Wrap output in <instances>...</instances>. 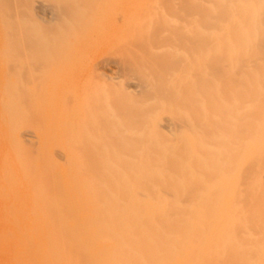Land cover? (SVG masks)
Instances as JSON below:
<instances>
[{
    "label": "rangeland",
    "instance_id": "obj_1",
    "mask_svg": "<svg viewBox=\"0 0 264 264\" xmlns=\"http://www.w3.org/2000/svg\"><path fill=\"white\" fill-rule=\"evenodd\" d=\"M150 1L153 2V4ZM155 1H157V0H147V2H146V0H3V1L0 0V230L2 231V232L0 231V236H1V234H3L5 232L6 228L8 230H12V231L6 232V233H8V235H10V237H8V236L6 237L5 233L3 234V238L0 237V264H11L12 262L14 263V261L16 260V258H17L16 256H14V258L16 257L15 260L12 257L14 255L13 252L17 253L16 248L18 250L19 246L21 245V244H19L21 242V241H19V239H21V238L17 239V237H16L19 232L24 234V236L21 235L22 238L23 237L27 238V237H29V236H27L29 233H30L29 235H31L33 233L32 237H31L32 241H31V239H28L31 242L34 241L33 244H30L31 242L29 243L28 240L25 239L29 246L34 245V243L37 240L40 242V245L43 246L44 244H42V243L43 242L46 243L47 239L49 240V238H47V239H46V237L44 238V236H46L45 235L46 231L50 230V231L54 232L55 228L57 226L59 227V225H61V224L63 225V223H61L62 221H59L60 220L59 217H58L59 218L58 223H60V224L56 225L57 220H55L56 224L55 223L52 224V222H54L53 218L56 217V219H58L57 216L60 215V213L65 214L66 212H67L68 216H69V214H71V216L75 215L73 218L76 220H79V219H77V217L79 218V215H80V218H82V216H83L82 219H85V221L87 222V223H85V221L83 220L84 222L80 223V224H82V226L78 223L79 224L78 229L81 228L82 229V230L80 229L81 232L83 231V229H85L84 225L87 224L86 226H88V229L86 227L87 230H84L83 234L81 232H79L80 230H78L76 232L80 233V236L77 233V235L79 236L78 240H80V243L82 242L86 248H84L83 245H80L83 247H80V246H78V247H80L81 250H82V248L85 250L86 249L89 250V252L86 250L88 252V254L84 250L86 256L83 255L84 253L83 254L80 253V254L83 255L84 258L87 257V255L90 258L91 255L89 256V254H92V250L95 247L96 237L94 238V240L92 237H91L92 240L88 239V238H90L89 234H92L91 236H93V234H94L93 231L96 232L103 225L104 226H105V224L108 225L106 218H105V220H103L104 218H102L101 216L98 217L97 215H95L96 212H95V214H93V211H95L96 206L99 207L98 204H102V202H103L102 199H104L105 197H107L106 200L108 199L109 196L107 193H109L111 195L110 196L111 200H112V197H113V200H115V196H114L115 195L114 193L116 191L115 187H119V189L124 190V191L119 190V192L121 191L122 193L120 192V194H125L124 196H127V198L124 197V199L126 198V201H124V204L123 205L120 204L122 206L119 205V207H121V208L132 207V206H134L135 200L137 202V205H135V206H139L138 202L140 200L144 199L146 202L142 200L144 203L142 202L141 205L144 204L143 206H145V209L147 211H151V209L153 208L152 209L153 212H150V213H152V215L154 214V210H156V211L157 210H161V211L164 210L162 212L167 213L168 211L165 210V209H167L166 205L169 204V206H170L172 201L174 200V198L177 199L175 201L178 204V202L180 201L179 197L181 198L180 192L186 193L185 195L183 194V196L185 198H187L186 197V195H187L189 197L188 199H190V197L193 200L195 199V202L191 201V203H190L187 200V203L184 204V206L188 207L189 209H192L193 211L195 209H197V210L201 209V211L204 210L205 206L202 207V205L206 204V206H207V202H210V201H207V198L210 194L214 199L215 198H217V199L221 198L220 200L218 199L220 202L217 203L218 202V200H217V202L216 201L214 202V205L219 204L220 205V206H218V207H220L219 210L221 209V211H222V212L220 211L221 214L219 212H216V213L217 214L219 213L218 216L221 217L219 220H217V222L219 221L221 223V221H222L224 224V226H223L224 230L222 229V231L225 232V242H224L225 246H223V247H226V249H228L229 243H227V242H230L229 239L231 241H233L235 239H238V238L233 239L235 236H237V235L241 236V240L243 238L245 239V241L243 239L244 242L241 241V244H240V246H243L245 248L242 247L241 248L242 251H241V249L239 250V252L242 253V254L241 253L240 254L243 255V258H244V260H242V261H244L243 263H245V264H251V263L252 264H263V262H264V234H263L264 233V220H262V219H264V218H261V217H263L262 214H264V206H262V204L264 205V201H263L264 200L263 199L264 194H262L261 192L264 190V188L262 187L263 188V190H262L259 187V185L262 186L264 183L262 182L263 183L262 184L260 181H264V180H262L263 178H261L259 180V178L261 177V175H262V177H264L263 176L264 173L262 172V171H264V168H263L264 161H263V159H261L263 161L262 162L259 159V162H261V164H258L260 166L259 171H261L263 174L260 172L261 174L258 176V174H259L258 171H256L258 174L254 170H253V172H251L253 174L256 173L258 176L257 177L258 179H255L256 177L253 176V174L251 175V173H250L251 177L248 175L249 173H245V169L248 168L247 166H250L249 163L250 162L252 163V160H251L248 164H246L249 160L248 158L253 157V156L258 158V156H255V155L259 151H257V152L254 151L256 149L255 146L257 147V145H256L257 143L254 144V142H252V141H247L248 143H246V144L243 143V144H245L244 148H246V150H243V147L241 146L242 143L240 144L239 141L235 142V138L230 137V134L232 136L233 135L232 133H234V131L238 130V128H235L234 130L232 129L233 131L231 130V128L229 130L228 122L229 123H231V122L228 119H224V116H227L229 114L228 112L230 110H232V109H229V108H232V99L233 98H232L231 94L228 95V91H226V88H223V91L227 92V96H231V98H229L227 96L225 98L224 97L220 98L219 94L216 93L217 91L215 89H213L216 91L215 93L217 95V96L215 95L216 97H214V98L219 99V100L224 99L223 101H221L222 104L220 101L218 102L219 105L217 102L215 103L216 100L214 101L213 100L214 98L212 99L213 102L210 101L206 104V102L209 101L208 100L209 98L206 95H205V97L203 95V94H205V92H207V91L209 92L214 87L211 84H215L216 88H217V86H219L218 88H221L220 84L215 82V81L219 80L220 83L222 82L221 84L223 86H226V84H227V82L224 83L225 81L222 80V79H224L223 77H225V75H227V71H225V69H227V68L223 69V68H220L218 66L223 61L224 56L222 58L220 56H217V57H220V59L215 57L216 55H219L218 53H221L220 49L218 48L220 46L212 45L214 49H211V50H213V52L215 51L216 54H215V52L210 53L211 55H209V56H211L212 58L208 57L210 61H214L217 58L218 60L216 62L218 64H215L216 62L214 61L215 62L214 63L215 65H214L213 62H208L209 60L206 61L207 59L206 60L204 59L201 61V62H204V63H202L203 66H201V67H203V68L207 67V68H205L206 71H207V69L210 71L213 70L215 72H217V70H218V72H221L222 74L220 75L217 72L219 76L217 75L218 77L215 76V78H214L212 76V74H213L212 72L209 73V71L208 72L205 71L207 73V75L209 73V75L211 74L210 77L214 78L211 80V79H209L210 77L208 76L209 78L206 80V78H207L206 73L203 72V73H205L206 78H202V77H204V75H202V74L200 75V74H198L199 72H197V71H200L201 69L199 67H198L199 69L194 68V66H196V65L199 66L201 64V62L199 61V63L196 64L197 61H195L194 59L197 58V60H198L201 57H205V55H204L205 51L210 52L209 49L212 47H210V48H209V46L203 47V45H202L201 46L202 49H201L200 48V42H201V44H203L202 41L197 42L198 40L196 41V39H194V38H198V36H195V37L192 35L186 36L189 34H193V32L191 30L187 31L186 28H181L185 31L182 30L183 31L182 32L181 29H180V31H178L180 28L179 25L177 26L176 24H173V25L177 26V27L176 26L174 27L171 24V23H173L172 20L174 19V16L177 14V13L175 14V11L179 10L178 8H177L178 10H176L174 7H172L173 4L169 3L170 1H172V3H173V0H165L163 4L159 3L160 1L158 0L159 2L158 1L156 2L157 4L159 3L158 6H156L157 4L154 5ZM147 3H148V5L150 3L152 5V7H151V5H150V7H148ZM161 4L163 5L162 7H166V9H167V7H169V5H171L172 8L171 7H170L171 9L168 8L167 12H166V10H164V8L162 9L161 6H159ZM165 4H166V6H165ZM153 5L155 6L156 9L153 7ZM4 6L6 7V9ZM145 6L147 8H149L150 10L152 9V11L148 12L149 10ZM9 7H10V9H9ZM144 7L146 8L147 11L146 10L144 11ZM170 10H173V13H171ZM162 11H164V12H162ZM8 12H10V13H8ZM159 12H161V13H159ZM143 13H145L147 15L143 16L142 20L146 19L147 22L142 21V23H139V22H141L140 16ZM158 14H160V15H158ZM152 16L156 17V18L153 17L154 21H152L153 19H151ZM167 16H169V17L165 18ZM170 16H171V18H170ZM163 17L165 19H167V22H169V23L171 22L170 24H171V26H173L175 28V30L178 29L177 30L178 32H180V33L182 32L181 34L176 32V34L178 36V39H180V43L183 41V44L186 45L184 47V49L185 50L187 49L189 51L186 50V52H185V50L182 48L184 45L182 43L180 44L179 40L177 41V44L172 42L175 37L176 38L174 41L177 40V36L174 34L175 32L173 33V31H175V30H173V27L171 28L173 31L170 30V28H168V26H170L169 24H167V28L170 31L166 28L165 23H167V22L163 23L165 20L160 21L161 19H163ZM155 19H156V22H155ZM157 19L160 21V23H163V24H160ZM4 21H6V22H4ZM131 22L132 23L135 22V23L132 24ZM143 22H144V24L148 25L147 29H149L150 31L146 30L147 25H144ZM152 22L153 23L155 22L156 25L153 24ZM157 22L159 23L158 25H160V26H157ZM11 23H12V25H11ZM180 23L181 22H178V24H180ZM140 24H142L143 26ZM161 25L163 27H161ZM139 26H141V27H139ZM140 28H141V30H140ZM159 28H161V31H163V32L166 31V32L165 33L158 32L160 30ZM162 28H164V29H162ZM134 29H135V31H134ZM152 29H153V32H152ZM165 29H167L168 31ZM139 31H141V32H139ZM155 31L158 34L155 33ZM151 32H152V34H150L151 36H153L155 34L153 36V37H155L153 40L154 42L151 40V39H153V37L152 38L150 37L151 39L150 38L148 39V41L150 40L149 42L148 41L147 42H143V41L140 42L141 39L138 38L139 35L143 34L142 36H144V37L142 38V40L143 39L145 40L147 37H149L148 33H151ZM171 32H172L171 35H173L172 36L173 40H170L169 37L171 35H168ZM139 33H141V34H139ZM160 33L162 35H159ZM145 35L147 37H145ZM167 35H168L167 39L170 40V42H168V40L165 39ZM194 35H196V34H194ZM201 35H199V36H201ZM205 35L207 37L209 36V34H203L201 37H206ZM211 35H212V37L214 36L213 34H210V36ZM164 36H165V38H164ZM183 37H184V39H188L189 42H193L192 46L199 43L196 46L198 47L199 52H200V50L204 49L205 50L204 53L201 51V54H199V52L196 50L197 47L194 50L197 51L198 54L197 53L195 54V52H192L193 51L192 48H194V46L193 47L189 46V44H191V43H189L188 41H187L188 44H186L187 42L185 43L186 40L184 41V39L181 40V38H183ZM188 37H191L192 40H190V38H188ZM156 38H158L159 40H161V38H162V40L164 39L163 40L164 43H161L162 40L159 41ZM156 40H158V42H155ZM138 43H139V45H138ZM141 43L143 45H145L146 48H144L143 45L141 46L142 48H140ZM155 43H157V44H155ZM172 43H173V45H171ZM146 44H150V45L146 46ZM175 45H177V46L175 47ZM179 45H181V46H179ZM187 45L189 46V48L191 50L187 48L188 47ZM205 47L208 49H205ZM215 48H218V51ZM141 49H143V50H141ZM140 52L143 54V56ZM192 53H194L193 54L194 59L192 58ZM208 53H207V55H208ZM153 55H154V57H152ZM171 55H173V56H171ZM190 55H191V57H190ZM213 55H215L214 56L215 59H214ZM222 55L223 54L221 53V56ZM140 58H141V60L142 59H144V60L141 61ZM170 58H172V60ZM189 58L190 59L192 58V61H189L190 60ZM159 59H162L163 61H161ZM221 59H222V61H221ZM178 60H180V61H178ZM199 60H201V59H199ZM219 60H220V62H219ZM193 61H195V62H193ZM191 62H192V64H191ZM194 63L196 65L193 66ZM156 64H157V66H156ZM208 65L209 66L211 65V67L208 68ZM212 66L216 70H214L212 68ZM220 66H222V64ZM215 67H217V68H215ZM155 69H157V70H155ZM153 70H155V71H153ZM194 71H196L197 73L194 74ZM201 72H202V70H201ZM155 73H157L156 74L157 76L156 75L154 76ZM217 73H215V75ZM224 73H226V74H224ZM143 74H145V75H143ZM146 74H148V75H146ZM197 74L200 77L201 76L202 77L201 78L197 77L196 76ZM138 76H140V77H138ZM145 76H147V77H145ZM194 76H195V78H194ZM193 78H194V80L196 79V82H197V79L199 78L204 83L199 82L200 85L195 84L196 83L195 81H194L195 83H192ZM199 79H198V81H200ZM186 81H188V82L185 83ZM209 84L212 86V88L209 87ZM203 85L208 86V87H202ZM144 88H146L147 91H145L146 89H144ZM185 88H187V89H185ZM201 88H203V89L207 88L209 90H206V89L202 90L203 91V94L201 93L202 95L196 94L195 90H192V89H197V91L200 90L199 92H201ZM218 88H217V90H218ZM220 91H221V89H220ZM180 92H182V93L180 94ZM208 92L206 93L207 95L211 93V92L210 93H208ZM218 92H219V90H218ZM157 93H159V94H157ZM223 94L225 95V93H222L221 97L224 96ZM197 95H200L203 97H199ZM193 96H196V97L194 98ZM209 96L213 97L214 95L212 96L210 94ZM153 97H155V98H153ZM197 97H199V98H197ZM217 97H219V98H217ZM193 98L197 99L198 101H200L201 98L202 99L205 98V99H203V101L207 100V101H205V104L206 105L212 104V106L206 107V105H204L203 103L198 102L199 105L203 104L202 105V107L204 108V112H203V108L201 110L199 109L200 106H199V108L197 105H196L197 108L195 107V105L192 106V104L197 103V100L195 102V100ZM206 98H208V99H206ZM227 98H229V100ZM191 99H193L192 100L193 102L191 101ZM226 99H227V101L231 100L230 102H228L230 104L228 106L229 108L226 107L229 110L228 109L224 110L226 108L223 107V104L224 103L226 104V102H227ZM201 102H202V100H201ZM214 103L216 105H214ZM190 104H191V106H190ZM188 106H190V107H188ZM217 106H219V108H217ZM195 108L197 109V111L194 112ZM206 108L207 109L211 108V109H209L211 112L208 111ZM212 108H214V109H212ZM214 111H216L215 115H213L214 113H212ZM187 112L189 114H187ZM223 112H225V114ZM175 113L177 115H174ZM190 114H191V116L195 117V118L192 117L194 120H192V118H190V116H189ZM195 114L197 115V117ZM211 114L213 115V118H212ZM220 114H221L220 117H222V115H223V117H222L223 119L219 117ZM178 115L180 117L182 116L181 118H184V119H181ZM187 115L189 116L188 119L190 118L192 120V122L195 121L196 123L194 122V124L193 123L191 124L190 119L187 120V117H186ZM205 115H206L207 120L205 118V121H204L202 119V117L203 116L205 117ZM209 115H210V117H209ZM125 116H126V118H125ZM139 116H141V117H139ZM176 116H177V120L178 121L180 120L181 122L180 121L178 122L175 119ZM198 116L201 118H199ZM172 118L174 119L172 121H175V120L176 121L171 122ZM197 118H198V120H197ZM208 118H210L209 119V122H211L210 124H209V122H206V121H208ZM226 118H228V117H226ZM211 119H212V121L215 122L216 126H214V125L212 126L213 122L210 121ZM223 121L227 122L226 124L224 123L225 126L223 125V123H220ZM170 123H173V124L175 123L174 124L175 126H173V124L170 125ZM202 123H204V124H202ZM201 125H202V127H201ZM187 126H189V127H187ZM196 126H198V127H196ZM207 126H209V127H207ZM176 127H178V129ZM226 127H227V129H226ZM215 128H216V130H215ZM220 128L221 129L225 128L226 130L225 129L219 130ZM187 129H190V130H187ZM177 130H179V131H177ZM199 130H201L200 135H199ZM230 131H231V133H230ZM238 131H236V132H238ZM117 133H119V134H117ZM227 133L229 134V137H228L229 139L225 138V136L227 137V135H228ZM224 134H227V135H224ZM183 135L185 136V138ZM195 135L197 138L195 137ZM108 136L110 137L111 140H109ZM204 136H206V137H204ZM160 137L163 139H161ZM223 138H224V140H223ZM185 139H187V140H185ZM231 139H233V140H231ZM207 140H209L210 142L209 141L207 142ZM120 141H121V143H120ZM232 141L234 143H232ZM159 142L161 144H159ZM180 142H183V143H180ZM217 142H219V143L217 144ZM103 143H105V144L103 145ZM113 143H115V144L117 143V144L115 145ZM124 143H125V145H124ZM222 143L225 145H222ZM228 143L230 144V146L228 145ZM210 144H212V145H210ZM213 144H214V146H213ZM237 144H239L241 147L239 146V148H238ZM108 145H109V147H108ZM153 145H154V147H153ZM197 145H198V147H197ZM219 145H221V146H219ZM227 146L229 147V149ZM147 147H148V149H147ZM226 147H227V149H225ZM230 147L233 150L236 149L235 147H237L238 149L242 148L241 150L243 152L244 151L248 152L249 149H251V150H253V153H256V154L254 155V154H252V152L251 153L249 152L248 153L249 156H248L247 154H243L241 150L239 151V153H241V155H239L238 153L235 154V151L232 153V149H231V151H229ZM248 147H251V148H248ZM262 147L264 149V146H262ZM204 148L206 150L208 148V150L206 151ZM257 148L259 149V147H257ZM263 149H261V150H263ZM158 150H160V151H158ZM210 150H212V151H210ZM226 150L230 153H228ZM175 151L177 154H175ZM201 151H202V153H201ZM224 151H226L228 153L227 154L225 152L227 156L224 155ZM236 151H238V150L236 149ZM218 152L223 154V155L219 154ZM260 153H261V151H260ZM201 154L203 156H201ZM231 154H235V156L238 155V158L236 156L235 160L232 159L234 155H231ZM193 155H194V157H193ZM243 155H245L244 157L247 156L248 158L246 157L245 159H242ZM195 156L197 157V159ZM198 156H200V157H198ZM154 157H155V159H154ZM169 157L171 159H169ZM213 157H214V159H213ZM254 157H253V159L255 160V163H256L258 160H257V158L255 159ZM165 158H167V161ZM211 158H212V160H211ZM102 159H103V161H102ZM148 159H150V160H148ZM216 159L217 160L220 159V161H217ZM226 159H228V160H226ZM127 160L129 161V163H131V165L127 162ZM172 160H173L172 164H175V165L171 164ZM192 160H193V162H192ZM201 160H203V161H201ZM229 160H232V161L230 162ZM180 161H181V163H180ZM209 161H211V162H209ZM227 161H229V162H227ZM120 162H122V163H120ZM189 162H191V163H189ZM100 163L104 164V165L106 163L107 166L104 167L102 165L103 166L102 167ZM147 163L149 166L147 165ZM176 163H177V166H176ZM178 163H180L181 166ZM233 163L236 164L237 166L234 165ZM244 163L246 164V166L243 167ZM166 164H168V165L166 166ZM182 164H184V165H182ZM223 164H224V168H223ZM226 164L230 166V168H231V169L229 168L230 171L226 169V167H227ZM117 165L120 167H118ZM122 165L124 168H121ZM210 165H212V167ZM258 165H256L254 167V169L256 167L259 168ZM233 166H236V167H233ZM96 167L99 169H97ZM146 167L149 168V170ZM206 167H207V169H206ZM209 167H210V169H209ZM91 168H92V171H91ZM105 168H107V169H105ZM131 168H134V169H131ZM162 168H164V169H162ZM165 168H167V170ZM168 168L169 169L172 168V170L168 171L169 170ZM211 168H212V170H211ZM221 168H222V170H221ZM232 168H234V171L232 170ZM240 168H242V170L244 172L243 174H242V170ZM103 169H105L106 171ZM224 169L226 171H223ZM101 170H102V172L103 171L104 172L101 173L100 172ZM164 170L169 174H167V173L165 174ZM184 170L185 171L188 170L190 172L187 173L188 171H186V174H185ZM198 170H199V172H198ZM240 170H241L240 176L243 175V180H244V182H242L243 184L239 183L241 185L238 184V180L236 179V178H238L237 176L239 175ZM255 170H257V169H255ZM114 171H117V172H114ZM149 171H151V172L149 173ZM153 171H155V172H153ZM227 171H229V174H231V175H227L228 174ZM129 172H131V173H129ZM145 172L148 174H146ZM93 173H95V174H93ZM98 173H101V174H98ZM104 173L107 174V178H106V175ZM108 173H111L112 176ZM143 173L145 175L144 179L142 177ZM219 173H220V175H219ZM90 174H93V175H90ZM208 174H209V176H208ZM235 174H237V176L235 177L236 180L233 178H228L229 176L234 177L233 175H235ZM244 174H245V176H244ZM246 174H247V176H246ZM99 175H101V176H99ZM114 175L116 176V179L120 180V182L118 180L117 181L115 180ZM165 175H166V177H165ZM96 176L99 178V181H98V179H96ZM113 176H114V178H112ZM148 176L149 177L151 176L150 177L151 179ZM156 176H157V178H159V181H157L158 179L156 178ZM185 176H186V178H185ZM192 176H193V178H192ZM196 176H197V178H194ZM225 176H228L227 178L229 180L228 179L227 180L229 181V183L228 182L227 183L229 185L227 183H226L227 184L226 185L223 182L224 178H226ZM88 177H90V178H88ZM136 177L139 179H137ZM199 177H202V178H199ZM245 177H248L247 180ZM253 177H255L253 181L249 180V179H252ZM148 178L151 181H149ZM175 178H176V180L178 179L177 182H176V180H174ZM109 179H113V181H111V180L109 181ZM179 179L182 181H180ZM190 179H192V180L197 179V180L192 181ZM219 179L222 180V183H221V180H219ZM88 180L90 182H88ZM132 180H134V181H132ZM172 180H173V182H172ZM188 180L190 181V183ZM241 180L242 179L240 177L239 181L241 182ZM248 180H249V182H248ZM114 181H115V184L110 183V182H114ZM156 181L158 183H156ZM178 181H180L181 184H183V185L185 184V186L181 185L180 182H178ZM202 181L204 182V184L206 183L205 185H207V186H204ZM232 181H234V182H232ZM143 182H145V183H143ZM163 182H165V184H163V186L161 187ZM201 182H202V184H201ZM218 182L220 184H218ZM225 182H226V180H225ZM235 182H237V184L240 186L239 188H243V189H245V191H246V189L251 190L250 196L246 195L247 193L244 192L243 189H239V190L237 189L239 192L242 190L240 193H241V195H244V196H239L238 195L239 193L236 190V192H237L236 194L239 197H242V198H239V200L240 199H241L240 201L244 200L243 202H245V204H242L243 202H241V203L238 202V199H236L238 202L237 204H230L231 202L232 203L236 202L235 199L233 198V195H232L235 193L236 186L233 184ZM250 182L251 183L256 182L257 187H256L255 183H254L255 184L254 186L256 188L252 187L253 183L251 184ZM147 183H148V185H147ZM211 183L214 184V187ZM248 183H249V185H247ZM57 184H58V186H57ZM91 184H92V186H91ZM118 184H119V186H118ZM139 184H141V186H139ZM159 184H161V185H159ZM142 185L143 186L145 185L144 189L142 188L143 187ZM221 185H223L225 188L223 186L221 187ZM233 185L235 188L233 187ZM238 185H237V187H238ZM243 185H247V186L243 187ZM172 186L174 187V189H176L177 192H179L178 190H181L179 193L175 192L176 194L180 195L178 198H176L177 197L176 194H175V197H174V195L173 196L170 195L171 190H173ZM226 186H229V187H226ZM48 187H49V189H48ZM137 187H139L141 189H139ZM155 187L157 188L156 189L157 191L155 190ZM197 187H198V189H197ZM58 188H59V190H58ZM98 188H99V191H98ZM100 188H101V190H104V191H101ZM182 188H184V189H182ZM205 188H206V190H205ZM227 188H228V190H227ZM257 188L259 190H262V191L259 193V190H257ZM50 189H51V194L49 193ZM107 189H109L110 191L107 192L108 191ZM255 189H256V191H255ZM47 190H49V192ZM60 190L62 191L61 194H60V192H61ZM141 190H143V191H141ZM164 190H165V193L168 194V195L166 194L167 197L170 196V197H168V200L164 196V194H165L163 192ZM185 190H186V192H185ZM196 190L198 191V193H199V191L201 192L203 190V192H201L203 194L199 193V195L201 197L197 194ZM221 190H223V191H221ZM224 190L226 191V193L222 194V193H224ZM58 191H60V192H58ZM97 191L99 193H97ZM154 191H156V194H153V193H155ZM209 191H211V192H209ZM257 191H258V193H257ZM46 192L48 194H45ZM100 192H102V193H100ZM104 192L105 193L107 192V193L104 194ZM144 192L145 193L151 192L152 196L154 195L153 197H155V195H156V198L152 199V198H150V196H151L150 194L147 195V193L144 194ZM162 192H163V194H162ZM207 192L210 194H207ZM253 192L256 193V196ZM96 193L98 195L99 194H101V195H99V197H98L96 195ZM220 193L224 196L222 197V195H220ZM63 194H64L65 198L66 199L69 198V200H65ZM66 194H67V196H66ZM91 194H92V196H93V194L96 196V197L95 196L92 197L93 200H94V198H96V199L101 198L100 196H102V197L105 195L106 196L101 199L102 202L99 199H97L100 202L95 205V201H97V200L95 199L93 201L92 198H90ZM102 194H104V195H102ZM139 194L142 196L139 197L138 196ZM45 195H48L51 199H49L48 196L45 197ZM56 195H58L60 197L63 196V198L62 197L57 198ZM145 195H147L149 197H146ZM237 195H236V197L235 196L234 197L238 198ZM51 196L53 198L54 197H56V198L52 199ZM69 196H71V198ZM202 196L206 200L204 198H202ZM77 197H78V199H77ZM110 197H109V199H110ZM159 197L162 198V201H161V199H159ZM212 197H211V201L213 202L214 200H212ZM252 197H254L255 200L256 199L259 200V203H257L258 201L256 202L257 205H259L258 207L255 206L256 205V204H254L255 200L252 199ZM37 198L41 199V201L44 200L43 201L44 207L42 206V202H40V200ZM72 198H73V200H72ZM209 198H208V200H209ZM48 199H49V201H48ZM61 199L63 200L62 204L59 203V202H61ZM156 199H157V201L159 200V202L161 201L160 203L158 202L159 205L163 202L166 203L165 205L163 203V208L161 205H160L161 207L158 206V203L156 204V202H157V201H155ZM203 199L205 201H203ZM232 199H233V201H232ZM245 199H246V201H245ZM260 200L263 202H261ZM50 201H52V202H50ZM67 201H70V202L67 203ZM104 201H105V199H104ZM148 201L151 202L150 205L152 208L150 206L148 207V205H149ZM175 201H173V203H172L173 206L175 205L174 204ZM252 201H253V203H252ZM45 202L48 205H46ZM49 202L51 204H49ZM89 202L92 204H90ZM105 202H107V201H105ZM122 202H123V200H122ZM202 202L203 203L206 202V203L203 204ZM221 202H222V204H221ZM247 202L251 203L250 205L252 207L249 204H248V206H246ZM21 203L25 204L26 208H25V205H23ZM193 203H195V204L193 205ZM67 204H69V205H67ZM103 204H104V202H103ZM106 204H108V202ZM106 204H105V206H103L101 208L99 207V210L101 209V211H99V214H101V212L104 210V209L102 210V208H107ZM114 204H112V206L115 207ZM240 204H242V205H240ZM108 205H109V207H111L110 206L111 204H108ZM155 205L158 206V208L159 207L160 208L155 209V208H157ZM189 205H190V207H189ZM223 205L225 207L222 209ZM38 206H40L39 208L41 210L43 208H44V210L41 212H40V210L38 211V208H37ZM60 206H62V207H60ZM73 206L76 207V210ZM117 206L118 205L116 204V207ZM164 206H165V209H164ZM208 206L206 208L208 210H210L209 208L211 206V202ZM50 207H51V210L53 209L54 213L56 212V215L58 213L57 216L54 215V213L51 214V210L48 209ZM77 207H78V209H80V211H78ZM215 207L216 206H213V204H212L211 209H213V208L215 209V210L213 209V211L211 210V212H213V214H214V211L217 210ZM64 208H67V210ZM92 208H93V211L90 212V210H92ZM170 208H172V207H170ZM236 208L238 210H240L241 208H244V209L250 208V210L249 209H247V210L245 209V211L243 209H242V211L240 210L241 214H242V212H244L243 215H241L242 217L243 216L245 217L246 215H244V214L249 213L250 211H251L250 213L251 214L254 213V215L259 212L258 215L256 214L257 218H256V216L253 219L252 218H244L246 220L245 223H247L245 226L247 228L249 227L248 229L243 224L240 225L239 223H241V222L238 219H236L235 212H238ZM251 208L253 210H251ZM261 208H263L262 209L263 213L261 211ZM12 209H14V210L12 211ZM32 209H35L34 211L36 213H34V211ZM63 209L65 211H62ZM96 209H98V208H96ZM109 209L110 208H108L107 210L109 211ZM255 209H256V211H255ZM29 210L33 214L30 213ZM69 210H71V211H69ZM74 210L79 214L77 217H76V214H77L76 212H75V214L73 213L74 215L72 214V212H74ZM7 211H8V213H7ZM18 211L22 215L24 214L23 218ZM25 211H27V212H25ZM44 211L46 212V214H49V215H46L44 213ZM68 211H69V213H68ZM240 211L238 213H240ZM12 212L15 213L16 215H14ZM40 213H42V216L43 215H45V216L41 217ZM102 213L104 215L105 212H102ZM9 214H12L15 218L17 217L16 219H18V220L12 219L13 216L9 215ZM105 214H107V213H105ZM199 214H200V212H199ZM199 214H195V215L197 216ZM217 214H215V215H217ZM25 215L27 217H25ZM67 215H65V216H67ZM4 216H5V218H4ZM19 216H21V218ZM65 216H63L65 219L61 216L62 219L65 220V222H66V224H65L66 226L65 225H64L65 227L63 226L65 234L63 233L61 235V233L63 232V229L61 228L62 225L59 227L60 229L58 227L56 228L57 232L60 230L58 233H60V238L62 237L61 240H60V238L56 239L59 237L58 234L56 235V233H55L56 231L54 232L55 235H53L56 237H53L52 233H50V231L48 232V234L50 233L49 235H51V238L53 237L52 239L55 238L54 239V241L56 240L55 242L58 243L60 240L59 244H65L62 240L65 239L64 241L66 242V237H67L66 234L67 233L69 234V232L67 231V233H66L65 230L68 226L72 225L73 222H75V220L72 219L73 220V222H72L70 219L69 220L70 225H68L69 221L66 219L69 217L66 218ZM94 216L95 217L97 216L98 217V218L96 217L97 219L102 218V221H103L102 224L103 225L102 224L98 225L99 223H96V221L98 222L97 219H95L96 221H94L95 222L94 225H93L94 222L91 223L92 225L91 224L89 225L88 224L89 220H86V218H88V219L90 217L94 218ZM103 217H105V216H103ZM242 217H240V218H242ZM51 219H53V220L51 221ZM82 219H81V221H82ZM254 219H256V220H254ZM43 220H45V221L42 222ZM251 220H253V222H255V223H252ZM12 221L15 223H13ZM31 221H33V224L35 222L36 223L38 222L37 223L38 225L35 223L33 226ZM48 221L50 222V225H52L51 227L54 229H52V228L50 229V225H49ZM81 221L79 220V222H81ZM195 221L198 222V220H195ZM235 221L237 223L239 221V223L235 225L234 224V223H236ZM241 221H242V223H244V221L242 219H241ZM22 222L24 223L25 227H28L31 229H34L33 227H35V229L33 230L34 232L31 233V230L28 228L27 229L25 228L28 232L30 231L28 234L26 233L27 231L24 229L26 231L25 233L27 235L24 232H21L20 230H23V226H22L23 223ZM41 222L43 224H48V225H46V226H48V228L46 229ZM45 222H47V223H45ZM99 222H100V220H99ZM216 223H214L213 225H211V224H209V225H211V227L214 229V228H216ZM248 223H249V225H248ZM250 223H252L253 225ZM256 223L257 224L259 223V224L257 225ZM15 224H18L17 225L18 227L21 226L20 229L18 227H15ZM76 224H73V230L77 229ZM201 224L202 223H199L198 225L202 226ZM74 225H76V229L74 228ZM232 225H234L233 226L234 230H233ZM237 225H239V226H237ZM242 225H243V227H242ZM250 225H251V227H250ZM255 225L258 226V228L255 227ZM36 226L40 227V229L38 227V229H39L38 232H37ZM89 226L91 229L89 228ZM92 226H94V229ZM203 226H204V224H203ZM225 226H226V228H225ZM240 226L242 228L240 230L241 232H243L242 234H245V235L251 234L252 237H250V235H249L248 237H250V238H248V237H245V235L244 236L241 235V233L239 232ZM252 226L255 227V229L253 228L251 230ZM194 227L196 229H198V226H194ZM235 227H236V229H235ZM17 228L19 229L18 233L15 232V230ZM70 228H72V227H70ZM96 228H98V229H96ZM227 228H230V229L232 228V230H231L232 232L229 231L232 234H230L228 231H225V229H227ZM102 229H104V228L102 227L101 230ZM262 229H263V231H262ZM67 230H69V229H67ZM106 230H107V228H106ZM247 230H249V231H247ZM257 230H258V232H257ZM194 231H196V230H194ZM234 231L238 234H236ZM9 232H13L12 234H14L16 238L11 237L14 235H12ZM39 232H40V234L42 233L41 238H40V236H37V233H39ZM71 232H73V231H71ZM20 233L18 235L19 237H20ZM34 233L37 236V238H36V236H34ZM74 233H75V231H74ZM257 233H259V234H257ZM48 234H47V237H49ZM71 234H73V233H71ZM254 234H256V236ZM63 235H65L66 237L63 238L64 237ZM4 236L7 238V239L5 238L6 240L4 239ZM231 236H233V238ZM72 237H73L74 244H77L78 240H77L76 234H73ZM51 238H50V240H51ZM70 238L71 237H68V239H70ZM83 238H85L86 241ZM251 238H254V240H252ZM39 239H41L42 241ZM45 239H46V241H45ZM17 240L19 242H17ZM25 240H23V241L26 245ZM88 240H91L92 241L91 243H94V244H91L90 241H88ZM250 240H252L253 242H256V241L259 242V243L256 242L259 246L258 245L254 246L256 243L253 244V248L256 251L253 248H251L252 243H253L252 241H251L252 243L250 244L251 246L247 243ZM61 241H62V243H61ZM69 241L70 240L67 241L68 244H69ZM84 241L88 245H86V243H84ZM52 242H51V245H52ZM38 243H36V244L38 245ZM243 243H247V244L243 245ZM46 244L47 245H45V246H47V247L43 246L45 249L39 247L40 245H38V246L34 245L33 246V247H38V249L39 248L42 249V250L40 249L41 252H39V254H36L38 252L33 251V247H32V253H30L31 252V249H30L31 246L29 248L30 252H26L28 249L27 245H26L27 247L25 246L26 249H25V253L23 254L24 251H21V249L25 248V247H20L19 248L20 250H18V251H20L21 255L23 254V256L19 257L20 261L18 259L17 260L19 262H21L20 264H33V263H31L32 262L31 260H33V259L30 260V258L33 255L34 257H32V258H34V260L37 259L36 264H37V262L39 264L40 261H41L40 264H42V263L45 264L44 262H42L43 258L46 259V260L45 259L44 260H45V262H47V264L49 263V261H50L49 264H53L51 262V260L52 261L54 259H55V261L59 260V257L62 254L61 253L62 250L60 249L61 245H59V244L56 245V243H55V245L54 244L52 245V248H55V249H56V247L58 248V246H59L60 250L57 249V252L59 250V253H56L55 251H52V248L50 249V247H51L50 241H47ZM70 244L73 245L72 241H70ZM232 244H233V242H230L229 247H231ZM49 245H50V247H48ZM209 245L210 244L202 246L200 248V250L207 252V251H209L208 249H210L211 252H213L212 248L211 247L209 248ZM246 245L247 246L249 245L250 247L249 246L248 247L250 248V250H253V253L256 255L255 258L253 256L254 254L252 253V251H250L246 247ZM21 246H24V245H21ZM73 246H71V247H73ZM240 246H239V248H240ZM71 247H70V245L68 247L67 246L61 247L62 249L64 248L63 254L61 256L64 260H66V258H65L66 253H67V256H70L69 257L70 259H75L74 258V257H76L75 255L79 254L76 252V250H77L76 248L74 250L76 252V254H75V252H74V255H73V253L70 254L73 251L72 249H74V248L71 249ZM215 247L216 246L214 245L213 248H215ZM256 247L259 249H257ZM46 248L51 250L50 253H48L50 255L47 254L50 258H52L49 261H48V259H49L48 256H47V258H48L47 259L46 255H45L46 251H47ZM65 248H69V250H71V251L67 252V249L65 250ZM34 249L37 250V248H34ZM248 250L250 251L251 256L248 253ZM78 252H79V248H78ZM82 252H83V250H82ZM255 252H257V253H255ZM34 253L36 255H34ZM40 253L42 255L44 254L43 257H41ZM64 253H65V255H64ZM68 253H69V255H68ZM18 254L19 253H17V255ZM25 254H28V256L26 255L28 258L26 256H24ZM30 254H32V255L29 256ZM53 254H55L56 257ZM57 254H59V257H57ZM80 254H79V256H80ZM240 254H239V258L237 256V258L234 259L235 261H232V263L234 262L233 264H236L237 263L236 260L238 261V259L241 258ZM37 255L38 256L40 255V258L42 260L39 259L40 261H38L39 257ZM18 256H20V255H18ZM23 257L24 258L26 257L27 260L29 259L30 262L24 261V260L22 261L21 259H23ZM83 257H82V259H83ZM249 257L251 259H253V258L254 259L251 261V259ZM6 258L8 261L6 260ZM79 258H81V257H79ZM89 258L85 259V260H88L86 262L87 264H89L88 263ZM70 259L69 260L67 259V260L71 261ZM76 259H77V257H76ZM91 259H92V257H91ZM97 259H100V258H97ZM34 260H33V262L35 264ZM92 260L98 261L94 258ZM240 260H239L238 264L239 263L241 264ZM66 261L63 262L61 260L59 262L60 263L63 262L66 264L67 263ZM17 262H15L14 264H16ZM80 262H82V261H80ZM55 263H57V261ZM72 263L74 264V260H73V262H68V264H72ZM76 263L79 264L78 259H77V261H75V264ZM83 263L86 264L84 261H83ZM90 264H95V262H93V263L91 262ZM97 264H101V262H98Z\"/></svg>",
    "mask_w": 264,
    "mask_h": 264
},
{
    "label": "bare ground",
    "instance_id": "obj_2",
    "mask_svg": "<svg viewBox=\"0 0 264 264\" xmlns=\"http://www.w3.org/2000/svg\"><path fill=\"white\" fill-rule=\"evenodd\" d=\"M3 1V0H2ZM158 1V0H157ZM157 1H155V4L154 5H156L157 3ZM160 1V2H159ZM158 2L159 3H164V1L165 0H159ZM163 1V2H162ZM10 2V1H9ZM146 2H147V0H146ZM151 2V1H150ZM152 4H153V2H151ZM158 3V4H159ZM170 4H173V6L172 7H174L176 10H178V11H175L174 9V11H175V16H174V19L172 20V22L173 23H171L172 25L173 24H176L177 26L179 25V30L178 31H180V29L181 28H186V30L188 31H192L193 32V34H189V35H186V36H190V35H192V36H198V38H194V39H196V41L197 42H200V41H202V43L203 44H201V42H200V48L202 49V45H203V47L204 46H209V48L210 47H212V48H210L209 50H210V52L209 51H205L204 49L203 50H200V52H199V50H198V47L196 46V45H198L199 43H197V44H195V45H193L194 46V48H192L193 46H192V44H193V42H189V40L188 39H184V37L183 38H181V40H183L184 39V41H185V43L188 41L189 43H191V44H189V46H192L191 48L193 49V51L192 52H195V54L197 53V51L199 52V54H201V51L204 53V51H205V53H204V55H205V57H201V58H199V59H201V60H197V58L196 59H194L193 58V54L194 53H192V58L195 60V61H197L196 62V64H198L199 63V61L201 62L202 60H206V61H208L209 60V58H212L211 56H209V55H211L210 53H214L213 52V50H211V49H214L213 48V46L212 45H216V46H220V47H218L219 49H220V52L223 54L222 56H221V53H218L219 55H213V57L215 56V57H217V56H220L221 58L223 57V61H222V59H221V63L218 65L220 68H227V69H225V71H227V75H225V77H223L224 79H222L223 81H225L224 83H226L227 82V84H226V86H223L220 82H219V80L218 81H215V82H217V83H219L220 84V87L221 88H218L219 86H217V88H218V90H219V92H218V90H217V88H216V86H215V84H211L212 86H214L213 88H212V86L209 84V87H211L212 89L208 92V93H210L213 97H211V96H209L210 94H206L207 92H205V94H203V91L202 90H209V89H207V88H205V89H203V88H201V92H199V91H197V89H192V90H195V93L196 94H203L204 95V97H205V95L209 98H206V99H208L209 101H207V100H205V101H207L206 102V104L208 103V102H213L212 101V99L214 98V97H216L217 95H216V93H218L219 94V96H220V98H225L226 96H227V92H224L223 91V88H226V91H228V95L229 94H231V96H232V108H229L228 106L230 105L228 102H230V101H227V99L229 100V98H231V96H227V97H229V98H227L226 99V104L224 103L223 104V107L224 108H226V107H228L229 109H232V110H230L228 113V115L227 116H224V119H228L231 123H229L228 122V124H229V130H230V128H231V130L233 129H235V128H238V130H236V131H238V132H236V131H234V133H232L233 135L231 136V134H230V137H234L235 138V142L236 141H239V143L241 144L242 143V147H243V150H246V148H244V145L246 144V143H248L247 141H252V142H254V144L255 143H257L256 145H257V147H259V149L255 146V148L257 149H255L254 151L255 152H257V151H259V152H257V154L256 153H253V150H251V149H249V151L247 152V151H242L241 149L242 148H240V149H238L239 148V144H237L238 145V148L237 147H235L238 151H236V149L235 150H233L231 147H230V150L229 151H231V149H232V153L235 151V154H239V155H241V153H239V151L241 150L242 151V153L243 154H247L248 155V153L250 152H252V154H256L255 156H258V158L257 157H254L255 159L257 158V164L255 163V160L253 159V157H247L249 160H248V162L246 163V164H248L251 160H252V163L250 162L249 163V165L250 166H247L246 168L247 169H245V173H249L248 175L251 177V175L253 174V173H251V172H253V170L256 172V171H258L259 172V174H258V176L263 172L264 173V171H259V169H260V166L258 165V164H261V162H259V159H260V161H262L261 159H263V161H264V149H263V147L262 146H264V0H173V3H172V1H170L169 2ZM158 4L156 5V6H158ZM159 5V6H161V8L163 9L164 8V10H166V12H167V9L169 8V9H171L172 7H171V5H169V7H167V9H166V7H162L163 5ZM3 5V4H2ZM7 5V4H6ZM150 3H149V5H148V3H147V6L148 7H150ZM153 5V7L155 8V6ZM8 6V5H7ZM165 6H166V4H165ZM5 7V6H4ZM15 7V6H14ZM146 7V6H145ZM144 7V11L146 10V8ZM151 7H152V5H151ZM171 7V8H170ZM3 8V7H2ZM178 8V9H177ZM5 9H6V7H5ZM9 9H10V7H9ZM149 11L148 12H150V11H152V9L150 10L149 8H147ZM156 9V8H155ZM159 10V9H158ZM161 10V9H160ZM173 10H170V12L171 13H173ZM147 11V10H146ZM169 11V10H168ZM162 12H164V11H162ZM8 13H10V12H8ZM159 13H161V12H159ZM13 14V13H12ZM145 15H147V14H145V13H143L141 16H140V21L141 22H139V23H142V21H146V19L145 20H142V17L143 16H145ZM158 15H160V14H158ZM164 15V14H163ZM165 16V15H164ZM153 17H155V16H152V18L151 19H153L152 21H154V18ZM169 16H167V17H165V18H168ZM156 18V17H155ZM162 18V17H161ZM164 17H163V19H161L160 21H162V20H165L163 23H165V22H167V19H165ZM170 18H171V16H170ZM144 19V18H143ZM159 19V18H158ZM157 19V20H158ZM159 21V20H158ZM160 21H159V23H160ZM4 22H6V21H4ZM16 22V21H15ZM136 22V21H135ZM135 22H133V23H135ZM147 22V21H146ZM155 22H156V19H155ZM153 23V24H155L156 25V23ZM178 22H181L180 24H178ZM132 23V22H131ZM132 23V24H133ZM158 22H157V26H160V25H158L159 24ZM163 23H160V24H163ZM169 22H167V23H165V25H166V28H167V24H169L170 26H171V24H170ZM138 24V23H137ZM143 24H144V22H143ZM151 24V23H150ZM152 24V25H153ZM11 25H12V23H11ZM140 25H142V24H140ZM144 25H147V24H144ZM164 25V26H165ZM176 25H173L174 27L176 26ZM132 26V25H131ZM143 26V25H142ZM168 26V28H170V30H172L171 28L173 27V26ZM176 26V27H177ZM139 27H141V26H139ZM138 27V28H139ZM147 27H148V25L146 26V30H149V29H147ZM156 27V26H155ZM161 27H163L162 25H161ZM173 27V30H175V28ZM134 28V27H133ZM132 28V29H133ZM145 28V27H144ZM143 28V29H144ZM158 28V27H157ZM156 28V29H157ZM167 28V29H168ZM142 29V30H143ZM151 29V28H150ZM155 29V30H156ZM160 30L158 31V32H162V33H165L166 31L165 30H167V29H165L164 31L165 32H163V31H161V28H159ZM162 29H164V28H162ZM140 30H141V28H140ZM169 30V29H168ZM167 30V31H168ZM169 30V31H170ZM172 30V31H173ZM177 30H175V31H173V33L177 36V34H176V32H178ZM183 29H181V31H182ZM134 31H135V29H134ZM145 31V30H144ZM150 31V30H149ZM183 31H185V30H183ZM182 31V32H183ZM139 32H141V31H139ZM152 32H153V29H152ZM152 32L151 33H148V35H149V37H147L146 35H145V37H147L145 40L143 39L142 40V38L144 37V36H142L143 34H141V33H139V34H141V35H139L138 36V38H140L141 40H140V42L141 41H143V42H147L148 41V39L151 37H153V36H151L150 34H152ZM181 32V33H182ZM138 33V32H137ZM146 33V32H145ZM155 33H157L156 31H155ZM178 33H180V32H178ZM180 33V34H181ZM158 34V33H157ZM172 34V32L170 33V34H168V35H171ZM184 34V33H183ZM182 34V35H183ZM194 34H196V35H194ZM203 34H209V36L207 37L206 35V37H201ZM210 34H213L214 36L212 37V35L210 36ZM159 35H162L161 33L159 34ZM168 35L166 36V38H165V36H164V38L165 39H167V37H168ZM199 35H201V36H199ZM216 35V36H215ZM173 35H171L169 38H170V40H173V37H172ZM184 36V35H183ZM191 36V37H192ZM136 37V36H135ZM191 37H188V38H190V40H192L191 39ZM150 38V39H151ZM154 38L155 37H153V39H151L152 41L154 40ZM172 38V39H171ZM176 38V37H175ZM175 38H174V40H175ZM193 38V37H192ZM156 39H158V38H156ZM139 40V39H138ZM159 40V39H158ZM158 40H156L155 42H158ZM161 40H162V38H161ZM161 40H159V41H161ZM164 40V39H163ZM163 40L161 41V43H164L163 42ZM168 40V39H167ZM170 40H168V42H170ZM172 41V42H174L175 44H177V41L179 40V43H180V39H178V36H177V40L176 41ZM150 41V40H149ZM148 41V42H149ZM166 41V40H165ZM136 42V41H135ZM142 42V43H143ZM154 42V41H153ZM167 42V41H166ZM188 42L186 43V44H188ZM208 44H207V43ZM137 43V42H136ZM141 43V45H140V48H142L141 46L143 45ZM160 43V42H159ZM160 43V44H161ZM178 43V44H179ZM182 44H183V41L181 42ZM180 43V44H181ZM196 43V42H195ZM206 43V44H205ZM11 44V43H10ZM133 44V43H132ZM155 44H157V43H155ZM170 44V43H169ZM205 44V45H204ZM138 45H139V43H138ZM148 45H150V44H146V46H148ZM153 45V44H152ZM165 45V44H164ZM163 45V46H164ZM171 45H173V43L171 44ZM184 46L182 47L183 49H184V47L186 46L185 44H183ZM211 45V46H210ZM144 46V48H146L145 47V45H143ZM161 46V45H160ZM166 46V45H165ZM177 45H175V47H176ZM179 46H181V45H179ZM188 46V45H187ZM189 46L187 47L188 49H190L189 48ZM137 47V46H136ZM196 47H197V49H196ZM149 48V47H148ZM218 48H215L217 51H218ZM178 49V48H177ZM194 49H196L197 51H195ZM205 49H208V48H206L205 47ZM141 50H143V49H141ZM140 50V51H141ZM179 50V49H178ZM185 50V49H184ZM183 50V51H184ZM187 50V49H186ZM186 50H185V52H186ZM191 50V49H190ZM148 51V50H147ZM174 51V50H173ZM180 51V50H179ZM182 51V50H181ZM187 51H189V50H187ZM142 52V51H141ZM140 52V53H141ZM209 52V53H208ZM207 53H208V55H207ZM142 54V53H141ZM150 54V53H149ZM175 54V53H174ZM183 54V53H182ZM188 54V53H187ZM191 54V53H190ZM198 54V53H197ZM215 54H216V52H215ZM178 55V54H177ZM142 56H143V54H142ZM171 56H173V55H171ZM170 56V57H171ZM188 56V55H187ZM152 57H154V55L152 56ZM185 57V56H184ZM190 57H191V55H190ZM209 57V58H208ZM215 57H214V59H215ZM220 57H217L218 59H220ZM158 58V57H157ZM178 58V57H177ZM192 58L189 60V61H192ZM216 58V60H214L215 62L218 60ZM171 60H172V58H170ZM185 59V58H184ZM140 60H141V58H140ZM142 60H144V59H142ZM141 60V61H142ZM159 60H161V61H163L162 59H159ZM158 60V61H159ZM167 60V59H166ZM212 60V59H211ZM146 61V60H145ZM178 61H180V60H178ZM195 61H193V62H195ZM214 61H208V62H213V64L215 63ZM172 62V61H171ZM219 62H220V60H219ZM173 63V62H172ZM202 63H204V62H201V64L199 65V66H197L195 63L193 64V66L194 65H196V66H194V68L195 69H201L202 70V72H201V70L200 71H197V72H199L198 74H202V75H204V77H202V78H206V80L211 76V74L209 75V73H213L212 74V76L215 78V76H217L218 75V73L221 75L222 73L221 72H218V70H217V72H215V71H210V70H208L207 69V71H206V69L205 68H207V67H205V68H203V67H201V66H203V64ZM169 64V63H168ZM190 64V63H189ZM191 64H192V62H191ZM215 64H218L217 62L215 63ZM214 64V65H215ZM222 64V66H220ZM213 65V66H214ZM226 65V66H225ZM155 66V65H154ZM156 66H157V64H156ZM190 66V65H189ZM192 66V65H191ZM207 66V65H206ZM212 66V68L214 69V67ZM217 66V65H216ZM217 66V67H218ZM225 66V67H224ZM135 67V66H134ZM197 67V68H196ZM199 67V68H198ZM211 67V65L209 66L208 65V68H210ZM217 67H215V68H217ZM155 68V67H154ZM203 68V69H202ZM153 69V68H152ZM179 69V68H178ZM141 70V69H140ZM155 70H157V69H155ZM155 70H153V71H155ZM214 70H216V69H214ZM221 70V69H220ZM143 71V70H142ZM208 72L209 71V73H208V75H207V73L206 72ZM222 71V70H221ZM224 71V70H223ZM224 71V72H225ZM137 72V71H136ZM158 72V71H157ZM196 71H194V74L195 73H197ZM203 72H205L206 73V75H205V73H203ZM135 73V72H134ZM151 73V72H150ZM153 73V72H152ZM215 73H217L216 75H215ZM141 74V73H140ZM157 73H155L154 74V76L156 75ZM196 75L197 77H199V78H201L199 75ZM224 74H226V73H224ZM143 75H145V74H143ZM146 75H148V74H146ZM134 76V75H133ZM157 76V75H156ZM206 76V77H205ZM209 76V77H208ZM219 76V75H218ZM217 76V77H218ZM227 76V77H226ZM138 77H140V76H138ZM145 77H147V76H145ZM144 77V78H145ZM196 77V78H197ZM209 78V79H214V78ZM136 78V77H135ZM194 78H195V76H194ZM194 78H193V81H192V83H195L196 82V79L194 80ZM198 78V79H199ZM142 79V78H141ZM198 79H197V82L195 83V84H197V85H200V83L202 82L200 79V81H198ZM219 79V78H218ZM210 80V81H211ZM227 80V81H226ZM195 81V82H194ZM188 81H186L185 83H187ZM191 82V81H190ZM200 82V83H199ZM199 83V84H198ZM202 83H204V82H202ZM191 84V83H190ZM144 85V84H143ZM186 85V84H185ZM181 86V85H180ZM202 87H208V86H202ZM139 88V87H138ZM147 88V87H146ZM146 88H144V89H146ZM143 89V90H144ZM185 89H187V88H185ZM213 89H215V90H213ZM220 89H221V91H220ZM145 91H147V89L145 90ZM197 91V92H196ZM213 91V92H212ZM158 92V91H157ZM216 92V93H215ZM230 92V93H229ZM176 93V92H175ZM179 93V92H178ZM182 92H180V94H181ZM214 93V94H213ZM222 93H225V95L224 96H222L221 97V94ZM133 94V93H132ZM148 94V93H147ZM156 94V93H155ZM154 94V95H155ZM157 94H159V93H157ZM164 94V93H163ZM195 94V95H196ZM201 94V95H202ZM216 95V96H215ZM197 96H199V97H203V96H200V95H197ZM157 97V96H156ZM194 98L196 97V96H193ZM199 97H197V98H199ZM153 98H155V97H153ZM173 98V97H172ZM193 98V99H194ZM211 98V99H210ZM217 98H219V97H217ZM193 99H191V101L193 100ZM203 99H205V98H203ZM203 99L201 98V100H202V102H201V100L200 101H198L197 99H194L195 100V102H196V100H197V103L196 104H192V106L193 105H195V107L197 108V106H198V108H199V106H200V110L203 108L202 107V105L204 104V105H206L205 104V101H203ZM214 101H215V103L217 102H221V101H223L222 99L221 100H219V99H216V98H214L213 99ZM176 101V100H175ZM193 102V101H192ZM198 102H200V103H203L202 105H199V103ZM214 103V105H216ZM210 104V103H209ZM221 104H222V102H221ZM197 105V106H196ZM213 105V106H214ZM218 105H219V103H218ZM190 106H191V104H190ZM190 106H188V107H190ZM211 107L212 106V104H210V105H206V107ZM187 107V106H186ZM195 108V110H194V112L195 111H197V109ZM217 108H219V106H217ZM223 108V109H224ZM228 108H226V109H224V110H227ZM146 109V108H145ZM207 109V108H206ZM209 109H211V108H209ZM209 109H207L208 111H210ZM212 109H214V108H212ZM228 109V110H229ZM216 110V109H215ZM135 111V110H134ZM190 112V111H189ZM192 112V111H191ZM202 112V111H201ZM203 112H204V108H203ZM211 112V111H210ZM212 113H214L213 115H215V113H216V111H214V112H212ZM224 114H225V112H223ZM227 113V112H226ZM180 114V113H179ZM187 114H189L188 112H187ZM192 114V113H191ZM191 114L189 115L190 116V118H192L193 116H191ZM218 114V113H217ZM133 115V114H132ZM174 115H177L176 113L174 114ZM196 115V114H195ZM212 115V114H211ZM213 115H212V118H213ZM137 116V115H136ZM179 116V115H178ZM184 116V115H183ZM188 115L186 116L187 117V120H189L188 119V117H189ZM221 116V114L219 115V117ZM139 117H141V116H139ZM175 117V116H174ZM180 117V116H179ZM182 117V116H181ZM180 117V118H181ZM196 117H197V115H196ZM199 117V116H198ZM209 117H210V115H209ZM222 117H223V115H222ZM222 117H220V118H222ZM226 117H228V118H226ZM125 118H126V116H125ZM128 118V117H127ZM193 118H195V117H193ZM192 118V120H194ZM199 118H201V117H199ZM205 118H206V115H205V117L203 116L202 117V119L205 121ZM219 118V119H220ZM176 120H177V116H176V118H175ZM179 119V118H178ZM181 119H184V118H181ZM209 119L210 118H208V121H206V122H209ZM223 119V118H222ZM141 120V119H140ZM172 120H174L173 118L171 119V122H175V121H172ZM192 120L190 119V121H191V124L193 123L194 124V122H192ZM197 120H198V118H197ZM201 120V119H200ZM206 120H207V118H206ZM130 121V120H129ZM178 121V120H177ZM180 121V120H179ZM178 121V122H179ZM210 121H212V119L210 120ZM220 121V120H219ZM227 121V120H226ZM226 121H223V122H220V123H223V125L225 126V124L227 123ZM181 122V121H180ZM186 122V121H185ZM198 122V121H197ZM213 123H212V126L214 125V126H216L215 125V122L214 121H212ZM218 122V121H217ZM143 123V122H142ZM183 123V122H182ZM196 123V122H195ZM211 122H209V124H210ZM225 123V124H224ZM171 124H173V123H170V125ZM175 124V123H174ZM173 124V126H175ZM177 124V123H176ZM179 124V123H178ZM184 124V123H183ZM188 124V123H187ZM202 124H204V123H202ZM218 124V123H217ZM185 125V124H184ZM221 125V124H220ZM219 126V125H218ZM231 126V127H230ZM185 127V126H184ZM187 127H189V126H187ZM196 127H198V126H196ZM201 127H202V125H201ZM207 127H209V126H207ZM111 128V127H110ZM177 129H178V127H176ZM183 128V127H182ZM181 128V129H182ZM172 129V128H171ZM191 129V128H190ZM190 129H187V130H190ZM200 129V128H199ZM223 129H225V128H223ZM223 129H219V130H223ZM226 129H227V127H226ZM225 129V130H226ZM192 130V129H191ZM215 130H216V128H215ZM224 130V131H225ZM232 130V131H233ZM176 131V130H175ZM177 131H179V130H177ZM184 131V130H183ZM200 131L201 130H199V135H200ZM206 131V130H205ZM193 132V131H192ZM223 133V132H222ZM230 133H231V131H230ZM117 134H119V133H117ZM192 134V133H191ZM203 134V133H202ZM228 134V133H227ZM227 134H224V135H227ZM162 135V134H161ZM207 135V134H206ZM210 135V134H209ZM160 136V135H159ZM158 136V137H159ZM184 136V135H183ZM218 136V135H217ZM116 137V136H115ZM193 137V136H192ZM195 137H196V135H195ZM204 137H206V136H204ZM229 137V134L227 135V137L225 136V138H227V139H229L228 138ZM108 138H109V140H111L110 139V137L108 136ZM114 138V137H113ZM112 138V139H113ZM161 138V137H160ZM178 138V137H177ZM184 138H185V136H184ZM197 138V137H196ZM195 138V139H196ZM158 139V138H157ZM161 139H163V138H161ZM217 139V138H216ZM237 139V140H236ZM106 140V139H105ZM135 140V139H134ZM185 140H187V139H185ZM212 140V139H211ZM223 140H224V138H223ZM231 140H233V139H231ZM230 140V141H231ZM107 141V140H106ZM115 141V140H114ZM128 141V140H127ZM126 141V142H127ZM184 141V140H183ZM194 141V140H193ZM209 140H207V142H208ZM111 142V141H110ZM117 142V141H116ZM164 142V141H163ZM210 142V141H209ZM212 142V141H211ZM120 143H121V141H120ZM180 143H183V142H180ZM193 143V142H192ZM219 142H217V144H218ZM231 143V142H230ZM232 143H234L233 141H232ZM238 143V142H237ZM243 143H245V144H243ZM105 143H103V145H104ZM113 144H115V143H113ZM117 144V143H116ZM115 144V145H116ZM127 144V143H126ZM159 144H161L160 142H159ZM209 144V143H208ZM102 145V144H101ZM119 145V144H118ZM124 145H125V143H124ZM151 145V144H150ZM149 145V146H150ZM163 145V144H162ZM210 145H212V144H210ZM222 145H225V144H223L222 143ZM228 145L230 146V144L228 143ZM235 145V144H234ZM161 146V145H160ZM213 146H214V144H213ZM219 146H221V145H219ZM240 146V147H241ZM251 146V145H250ZM108 147H109V145H108ZM114 147V146H113ZM151 147V146H150ZM153 147H154V145H153ZM189 147V146H188ZM193 147V146H192ZM197 147H198V145H197ZM228 147V146H227ZM227 147L225 148V149H227ZM233 147V146H232ZM157 148V147H156ZM162 148V147H161ZM213 148V147H212ZM211 148V149H212ZM248 148H251V147H248ZM120 149V148H119ZM147 149H148V147H147ZM151 149V148H150ZM159 149V148H158ZM205 149V148H204ZM203 149V150H204ZM228 149H229V147H228ZM261 149H263V150H261ZM152 150V149H151ZM195 150V149H194ZM206 150V149H205ZM204 150V151H205ZM207 150H208V148H207ZM206 150V151H207ZM218 150V149H217ZM220 150V149H219ZM251 150V151H250ZM136 151V150H135ZM155 151V150H154ZM158 151H160V150H158ZM178 151V150H177ZM196 151V150H195ZM210 151H212V150H210ZM227 151V150H226ZM226 151H224V155H226V153L228 152H226ZM260 151H261V153H260ZM156 152V151H155ZM180 152V151H179ZM200 152V151H199ZM216 152V151H215ZM222 152V151H221ZM226 152V153H225ZM247 152V153H246ZM144 153V152H143ZM153 153V152H152ZM192 153V152H191ZM201 153H202V151H201ZM217 153V152H216ZM219 153V152H218ZM228 153H230V152H228ZM227 153V154H228ZM146 154V153H145ZM155 154V153H154ZM170 154V153H169ZM175 154H177L176 153V151H175ZM200 154V153H199ZM219 154H221V153H219ZM235 154H231V155H234L233 156V158L232 159H234L235 160V157L237 156V158H238V155H236L235 156ZM138 155V154H137ZM162 155V154H161ZM208 155V154H207ZM210 155V154H209ZM216 155V154H215ZM221 155H223V154H221ZM230 155V154H229ZM201 156H203L202 154H201ZM227 156V155H226ZM225 156V157H226ZM245 155H243L242 157V159H245L246 157H244ZM249 156V155H248ZM156 157V156H155ZM155 157H154V159H155ZM192 157V156H191ZM193 157H194V155H193ZM196 157V156H195ZM198 157H200V156H198ZM157 158V157H156ZM183 158V157H182ZM220 158V157H219ZM236 158V159H237ZM251 158V159H250ZM166 159V161H167V158H165ZM169 159H171L170 157H169ZM168 159V160H169ZM196 159H197V157H196ZM199 159V158H198ZM213 159H214V157H213ZM221 159V158H220ZM220 159H216L217 161H220ZM148 160H150V159H148ZM211 160H212V158H211ZM226 160H228V159H226ZM239 160V159H238ZM254 160V161H253ZM102 161H103V159H102ZM122 161V160H121ZM124 161V160H123ZM143 161V160H142ZM165 161V162H166ZM201 161H203V160H201ZM200 161V162H201ZM230 162L232 161V160H229ZM229 161H227V162H229ZM262 161V162H263ZM101 162V161H100ZM113 162V161H112ZM127 162L129 163V161L127 160ZM132 162V161H131ZM151 162V161H150ZM164 162V163H165ZM184 162V161H183ZM192 162H193V160H192ZM209 162H211V161H209ZM108 163V162H107ZM114 163V162H113ZM120 163H122V162H120ZM142 163V162H141ZM149 163V162H148ZM148 163H147V165H148ZM154 163V162H153ZM160 163V162H159ZM173 163V160L171 161V164ZM180 163H181V161H180ZM180 163H178V164H180ZM189 163H191V162H189ZM255 163V164H254ZM101 164V163H100ZM124 164V163H123ZM130 165H131V163H129ZM145 164V163H144ZM150 164V163H149ZM152 164V163H151ZM231 164V163H230ZM234 164V163H233ZM232 164V165H233ZM246 164L244 163V165H243V167L244 166H246ZM263 164V163H262ZM104 166V167H106L107 165H106V163H105V165L104 164H101V166ZM128 165V164H127ZM137 165V164H136ZM139 165V164H138ZM146 165V164H145ZM168 164H166V166H167ZM172 165H175V164H172ZM182 165H184V164H182ZM191 165V164H190ZM198 165V164H197ZM205 165V164H204ZM221 165V164H220ZM227 165V164H226ZM234 165H236V164H234ZM256 165H258L259 166V168L258 167H256L255 169H257V170H255L254 169V167L256 166ZM102 166V167H103ZM111 166V165H110ZM114 166V165H113ZM118 166V165H117ZM129 166V165H128ZM149 166V165H148ZM152 166V165H151ZM165 166V165H164ZM165 166V167H166ZM170 166V165H169ZM176 166H177V163H176ZM180 166H181V164H180ZM211 167H212V165H210ZM214 166V165H213ZM218 166V165H217ZM237 166V165H236ZM236 166H233V167H236ZM242 166V165H241ZM116 167V166H115ZM118 167H120V166H118ZM140 167V166H139ZM144 167V166H143ZM179 167V166H178ZM195 167V166H194ZM215 167V166H214ZM213 167V168H214ZM232 167V166H231ZM97 168V167H96ZM111 168V167H110ZM109 168V169H110ZM121 168H124L123 167V165L121 166ZM130 168V167H129ZM147 168V167H146ZM154 168V167H153ZM152 168V169H153ZM201 168V167H200ZM217 168V167H216ZM223 168H224V164H223ZM230 166L229 165H227V167H226V169L227 170H229L230 171ZM262 168V167H261ZM263 168H264V166H263ZM97 169H99V168H97ZM96 169V170H97ZM102 169V168H101ZM105 169H107V168H105ZM105 169H103V170H105ZM131 169H134V168H131ZM142 169V168H141ZM144 169V168H143ZM148 170H149V168H147ZM162 169H164V168H162ZM166 170H167V168H165ZM169 169V168H168ZM183 169V168H182ZM206 169H207V167H206ZM209 169H210V167H209ZM241 170H242V168H240ZM89 170V169H88ZM111 170V169H110ZM138 170V169H137ZM170 170H172V168H170L168 171H170ZM175 170V169H174ZM211 170H212V168H211ZM214 170V169H213ZM221 170H222V168H221ZM232 170L234 171V168H232ZM238 170V169H237ZM241 170L239 171V175L237 176V174H235V175H233L234 177H231V176H225L226 178H224V183L226 184L227 182L229 183V179L228 178H233V179H235V177L237 176L238 178H236L237 180H238V184L239 183H242V182H244V180H243V175L242 176H240L241 175ZM262 170V169H261ZM90 171V170H89ZM91 171H92V168H91ZM106 171V170H105ZM132 171V170H131ZM142 171V170H141ZM144 171V170H143ZM185 171V170H184ZM186 171H188V170H186ZM186 171H185V174H186ZM223 171H226L225 169L223 170ZM229 171H227L228 172V174L227 175H231V174H229ZM39 172V171H38ZM101 173H103L102 172V170L100 171ZM114 172H117V171H114ZM122 172V171H121ZM128 172V171H127ZM137 172V171H136ZM151 171H149V173H150ZM153 172H155V171H153ZM164 172H165V174L167 173L165 170H164ZM179 172V171H178ZM190 171H188L187 173H189ZM193 172V171H192ZM198 172H199V170H198ZM207 172V171H206ZM210 172V171H209ZM215 172V171H214ZM226 172V173H227ZM261 172V173H260ZM90 173V172H89ZM101 173H98V174H101ZM107 173V172H106ZM106 173H104L105 175H106V178H107V174ZM129 173H131V172H129ZM135 173V172H134ZM146 173V172H145ZM171 173V172H170ZM205 173V172H204ZM223 173V172H222ZM232 173V172H231ZM236 173V172H235ZM244 172H243V170H242V174H243ZM250 173H251V175H250ZM256 173H254L253 174V176H255V177H253L252 179H249V180H254V178L255 179H258L257 177V174ZM262 173V174H263ZM87 174V173H86ZM93 174H95V173H93ZM93 174H90V175H93ZM108 174H110L111 175V173H108ZM146 174H148V173H146ZM153 174V173H152ZM156 174V173H155ZM154 174V175H155ZM162 174V173H161ZM167 174H169V173H167ZM174 174V173H173ZM195 174V173H194ZM201 174V173H200ZM217 174V173H216ZM89 175V176H90ZM103 175V174H102ZM117 175V174H116ZM128 175V174H127ZM140 175V174H139ZM138 175V176H139ZM142 175V174H141ZM143 175H144V173H143ZM142 175V177H143V179H144V177H145V175L143 176ZM184 175V174H183ZM188 175V174H187ZM219 175H220V173H219ZM86 176V175H85ZM99 176H101V175H99ZM112 176V175H111ZM115 176V175H114ZM114 176L112 177V178H114ZM133 176V175H132ZM206 176V175H205ZM208 176H209V174H208ZM214 176V175H213ZM244 176H245V174H244ZM246 176H247V174H246ZM264 176V175H263ZM103 177V176H102ZM128 177V176H127ZM149 177V176H148ZM151 177V176H150ZM149 177V178H150ZM165 177H166V175H165ZM212 177V176H211ZM228 177V178H227ZM241 177V182L239 181V178ZM44 178V177H43ZM88 178H90V177H88ZM95 178V177H94ZM118 178V177H117ZM137 178V177H136ZM148 178V179H149ZM156 178H157V176H156ZM170 178V177H169ZM177 178V177H176ZM176 178L174 179V180H176ZM180 178V177H179ZM185 178H186V176H185ZM188 178V177H187ZM192 178H193V176H192ZM194 178H197V176L196 177H194ZM199 178H202V177H199ZM198 178V179H199ZM246 178V180H247V178L248 177H245ZM261 178H263L262 180H264V177H262V175H261V177L259 178V180L261 179ZM48 179V178H47ZM92 179V178H91ZM90 179V180H91ZM96 179H98V181H99V178L96 176ZM137 179H139V178H137ZM141 179V178H140ZM146 179V178H145ZM147 179V180H148ZM151 179V178H150ZM149 179V181H151ZM154 179V178H153ZM152 179V180H153ZM158 180L157 181H159V178H157ZM182 179V178H181ZM206 179V178H205ZM210 179V178H209ZM208 179V180H209ZM228 179V180H227ZM232 179V180H233ZM235 179V180H236ZM46 180V179H45ZM74 180V179H73ZM101 180V179H100ZM113 181V179H109V181ZM115 180L117 181L118 179H116V176H115ZM130 180V179H129ZM135 180V179H134ZM134 180H132V181H134ZM142 180V179H141ZM178 180V179H177ZM177 180H176V182H177ZM180 180V179H179ZM190 180H192V179H190ZM195 179H193L192 181H194ZM197 180V179H196ZM195 180V181H196ZM219 180H221V179H219ZM225 180H226V182H225ZM231 180V179H230ZM249 180H248V182H249ZM77 181V180H76ZM75 181V182H76ZM103 181V180H102ZM119 182H120V180H118ZM131 181V180H130ZM139 181V180H138ZM154 181V180H153ZM156 181V183H158ZM180 181H182V180H180ZM180 181H178V182H180ZM189 181V180H188ZM200 181V180H199ZM205 181V180H204ZM215 181V180H214ZM217 181V180H216ZM88 182H90L89 180H88ZM101 182V181H100ZM142 182V181H141ZM172 182H173V180H172ZM203 182V181H202ZM202 182H201V184H202ZM206 182V181H205ZM213 182V181H212ZM232 182H234V181H232ZM261 183L263 182L264 183V181H260ZM93 183V182H92ZM102 183V182H101ZM110 183H114L115 184V181L114 182H110ZM139 183V182H138ZM143 183H145V182H143ZM161 183V182H160ZM189 183H190V181H189ZM188 183V184H189ZM207 183V182H206ZM205 183V184H206ZM210 183V182H209ZM208 183V184H209ZM216 183V182H215ZM221 183H222V180H221ZM227 183V184H228ZM247 183V182H246ZM251 183V182H250ZM253 183V182H252ZM251 183V184H252ZM255 184H256V182H254ZM253 183V185H252V187H254V188H256L257 187V184H256V187L254 186L255 184ZM258 183V182H257ZM262 183V184H263ZM55 184V183H54ZM95 184V183H94ZM113 184V185H114ZM117 184V183H116ZM142 184V183H141ZM141 184H139V186H141ZM153 184V183H152ZM163 184H165V182H163L162 183V185L161 184H159V185H161V187L163 186ZM180 184H181V182H180ZM200 184V183H199ZM204 184V182H203V185L204 186H207V185H205ZM212 184V183H211ZM218 184H220L219 182H218ZM224 184V185H225ZM226 184V185H227ZM235 186H236V188L234 187V185H233V187L235 188V195L234 194H232L233 195V198L235 199V201L236 202H231L230 204H237L238 202H243V201H240L239 200V198H242V197H239V196H244V195H241V191L239 192L238 190L239 189H243V188H239L240 186L239 185H241V184H237V182H235V183H233ZM243 184V183H242ZM48 185V184H47ZM56 185V184H55ZM136 185V184H135ZM147 185H148V183H147ZM181 185H183V184H181ZM190 185V184H189ZM213 185V187H214V184H212ZM229 185V184H228ZM237 185H238V187H237ZM247 185H249V183L247 184ZM247 185H243V187L245 186H247ZM49 186V185H48ZM52 186V185H51ZM57 186H58V184H57ZM90 186V185H89ZM91 186H92V184H91ZM118 186H119V184H118ZM133 186V185H132ZM143 186V185H142ZM145 186V185H144ZM144 186L142 187L143 189H144ZM152 186V185H151ZM183 186H185V184L183 185ZM201 186V185H200ZM217 186V185H216ZM223 185H221V187H222ZM112 187V186H111ZM115 187V186H114ZM135 187V186H134ZM160 187V188H161ZM181 187V186H180ZM199 187V186H198ZM198 187H197V189H198ZM203 187V186H202ZM224 187V186H223ZM226 187H229V186H226ZM251 187V188H252ZM259 187L263 190V188H264V184L262 185V186H260L259 185ZM263 187V188H262ZM77 188V187H76ZM79 188V187H78ZM85 188V187H84ZM116 188V191H115V200H113V197H112V200H111V195L109 194V193H107V192H109L110 190L109 189H107L108 191L106 192L107 194H108V196L110 197V199H109V197H108V199L106 200V198L107 197H105V196H100L101 198H97V199H99L101 202H102V200H103V202H104V204H103V202H102V204H98L100 201H98L96 198H94V200L96 199L97 201H95V205L96 204H98V206L101 208V207H103V206H105V204L108 202V204H111L110 206L111 207H109V205L108 204H106V207L107 208H102V212H105V213H107V214H105L104 213V215H103V213L101 212V214H99V211H101V209L99 210V207H97L96 206V208H98V209H96L95 208V211H93V208H92V210H90V212L91 211H93V214H95V212H96V214L95 215H97L98 217L99 216H101L102 218H104L103 220H105V218H106V221H107V223H108V225H106L105 224V226L102 224V218H100V219H97L95 216H94V218L92 219L91 217L88 219V218H86V220H89L88 222V224L90 225L91 223H93L94 221H96L95 219H97L98 220V222L96 221V223H99L98 225H103L102 227L104 228V229H102L101 230V228L102 227H100V229L98 230V231H93L94 232V234H93V236H91L92 234H89L90 236V238H88L87 236V238L88 239H91V237L93 238V240H94V238L96 237V240H95V247H94V249L92 250V254H89V256L91 255V257H92V259L94 258V259H96V260H98V261H93L92 259H91V257L89 258L88 257V255H87V257H83V255H85L86 256V254H85V252L88 254V252H89V250H85V249H83L82 248V250H83V252H82V250H81V248L80 247H83L84 246V248H86L85 247V245H83V243L81 242L80 243V240H78L79 239V236H80V233H78V232H76V231H78V230H80L81 228H79L78 229V225L80 224V223H82V222H84L85 221V219H82L83 218V216H82V218H80V215L75 211L76 210V207H74L75 208V210H74V212H72V214L74 213L75 214V212L77 213L76 214V217L79 215V218L77 217V219H79L80 221H81V219H82V221L81 222H79V220H76V219H74L73 217L75 216L74 214V216H71V214H69V216L67 215V212L63 215L62 213H60V215L63 217V216H65V215H67V216H65L66 218L67 217H69V218H67L66 220H70L71 219V221L73 222V220H75V222L77 223H75V222H73V224H76L77 225V229H76V225H74V228L76 229V230H73V224L72 225H70V221L68 222L69 224L68 225H70V226H68L67 228H66V230H65V232L67 233V231L69 232V234L67 233L66 234V236L65 235H63L64 237L63 238H65L66 237V242L64 241L65 239H63L62 241L65 243V244H59V242H60V240L62 239V237L60 238V233H58L57 231H56V228L58 227H56L55 228V233H56V235L58 234L59 235V237L58 238H56V239H59L60 238V240H59V242L57 243V242H55L54 241V239H52L53 237H56V236H53V235H55V233L53 232V231H50L49 229V231H50V233H52V238H51V235H49L48 234V232L49 231H46V233L48 234V236L49 237H47V234L45 233V235L46 236H44V238L46 237V239L47 238H49V240L47 239V241H50V245H51V242H52V245L54 244L55 245V243H56V245L57 244H59V245H61L60 246V249L62 250L61 251V253L63 254V251H64V248L62 249L61 247H63V246H69L70 245V247L71 246H73V247H71V249L72 248H74V249H72L73 251L70 253V254H72L73 253V255H74V250H75V248L77 249L76 250V252L77 253H84L83 255H81L80 254V256H79V254H77V255H75L76 257H77V259H78V261H79V264H84L83 263V261L86 263L88 260H85L86 258H89V264L92 262H95V264H97L98 262H101V264L103 263V264H231L232 263V261H235L234 259L235 258H237V256H238V258H239V254L241 253V252H239V250L243 247V246H240V244H241V241L242 242H244L245 241V239H244V241H243V239L241 240V236H235L234 238H233V236H231L233 239H235V238H238V239H235V240H233V241H231L230 239H229V241L230 242H233V244L231 245V247H229L230 246V242H227V243H229V246H228V249H226V247H223V246H225L224 244V242H225V232L224 231H222V229H223V226H224V224H223V222L221 221V223L218 221L217 222V220H219L221 217H219L218 215H219V213L221 214V209L219 210V208L220 207H218V206H220L219 204L218 205H214V202L216 201L217 202V200L219 199H217V198H213L212 196H211V194L210 193H208L207 192V194H210L209 196H208V198H209V200H208V198H207V201H210L211 202V206H210V210H208L206 207L210 204V202H207V206H206V202H202L203 204H205V205H202V207H204L205 206V209L204 210H202L201 211V209H199V210H197V209H195L194 211L192 210V209H189L188 207H186V206H184V204H186L187 203V200H188V202H190L191 203V201H193V202H195V199L193 200V199H191V197H190V199H188L189 197L186 195V197L187 198H185L184 196H183V194L185 195L186 193H182V192H180L181 190H178L180 193H181V198L179 197L180 195L179 194H176L175 192H177L176 191V189H174V187L172 186V189L173 190H171V192H170V195H174V197H175V194L177 195V197L176 198H178L179 197V199H180V201L178 202V204H177V202L175 201V200H177V199H175L174 197V200L173 201H175L174 202V206H173V201H172V203H171V205L169 206V204L168 205H166V207H167V209H165V206H164V209L165 210H167L168 212L166 213V212H162V211H164V210H154V214L152 215V213H150V212H153L152 211V207H151V202H149V205H148V207L150 206L152 209H151V211H147L146 209H145V206H143V205H141L142 204V202L143 201H145L144 199H142V200H140L139 202H138V205L139 206H135V205H137V202H136V200H135V202H134V206H132V207H126V208H121V207H119V205L120 204H124V201H126V198H127V196H124L125 194H120V192L121 191H124V190H121V189H119V187H115ZM114 188V189H115ZM118 188V189H117ZM132 188V187H131ZM137 188H139V187H137ZM147 188V187H146ZM164 188V187H163ZM207 188V187H206ZM206 188H205V190H206ZM225 188V187H224ZM231 188V187H230ZM233 188V189H234ZM48 189H49V187H48ZM71 189V188H70ZM106 189V188H105ZM139 189H141V188H139ZM157 188L155 187V190H156ZM168 189V188H167ZM182 189H184V188H182ZM212 189V188H211ZM210 189V190H211ZM238 189V190H237ZM58 190H59V188H58ZM100 190H101V188H100ZM113 190V189H112ZM119 190H121L120 192H119ZM154 190V189H153ZM163 190V189H162ZM193 190V189H192ZM200 190V189H199ZM226 190V189H225ZM224 190V193H222V194H225L226 193V191ZM227 190H228V188H227ZM236 190H237V192L239 193L238 195L236 194L237 192H236ZM244 190V192H246L245 194L246 195H248V196H250L251 195V190H247L246 189V191H245V189H243ZM254 190V189H253ZM257 190H259L258 188H257ZM262 190H259V193L262 191ZM38 191V190H37ZM36 191V192H37ZM48 192H49V190H47ZM61 191V190H60ZM60 191H58V192H60ZM98 191H99V188H98ZM97 191V193H99ZM101 191H104V190H101ZM106 191V190H105ZM119 193H118V192ZM141 191H143V190H141ZM147 191V190H146ZM157 191V190H156ZM156 191H154L155 193H153V194H156ZM167 191V190H166ZM184 191V190H183ZM197 191V190H196ZM221 191H223V190H221ZM255 191H256V189H255ZM54 192V191H53ZM65 192V191H64ZM79 192V191H78ZM96 192V191H95ZM134 192V191H133ZM138 192V191H137ZM164 193H165V190L163 191ZM163 192H162V194H163ZM179 192H177V193H179ZM185 192H186V190H185ZM201 192H203V190L201 191ZM200 191H199V193H201ZM209 192H211V191H209ZM50 194H51V189H50V192H49ZM62 193V191L60 192V194ZM96 193V195L99 197V195H101V194H97ZM100 193H102V192H100ZM105 192H104V194H106ZM122 193V192H121ZM147 193V192H146ZM145 192H144V194H146ZM161 193V192H160ZM193 193V192H192ZM195 193V192H194ZM199 193H198V191H197V194L199 195ZM220 193V195H222ZM254 193V192H253ZM257 193H258V191H257ZM262 194H264V190L261 192ZM45 194H48L47 192L45 193ZM49 194V195H50ZM58 194V193H57ZM77 194V193H76ZM89 194V193H88ZM104 194H102V195H104ZM141 194V193H140ZM138 195L139 197L140 196H142V195ZM148 194H150L151 196H150V198H152V199H155L156 198V195H155V197H153L152 196V194H151V192L150 193H147V195ZM167 193H165L164 194V196L166 197V199L168 200V197H170V196H168L167 197V195H166ZM196 194V193H195ZM201 194H203V193H201ZM255 194V196H256V193H254ZM31 195V194H30ZM42 195V194H41ZM59 195V194H58ZM58 195H56L57 196V198L58 197H60V196H58ZM69 195V194H68ZM74 195V194H73ZM80 195V194H79ZM147 195H145L146 197H149V196H147ZM159 195V194H158ZM206 195V194H205ZM236 195L238 196V198H235L236 197ZM245 195V196H246ZM48 195H45V197H47ZM63 196H64V194H63ZM63 196H61L62 198H63ZM66 196H67V194H66ZM95 195L93 194V196H92V194H91V197L90 198H92V197H94ZM117 196V197H116ZM133 196V195H132ZM185 198H183V197ZM200 196V195H199ZM206 196V197H207ZM224 195H222V197H223ZM235 196V197H234ZM247 196V197H248ZM254 196V195H253ZM44 197V196H43ZM44 197V198H45ZM52 197V196H51ZM60 197V198H61ZM70 198H71V196H69ZM89 197V196H88ZM96 197V196H95ZM105 197V198H104ZM124 197H126L125 199H124ZM161 197V196H160ZM159 197V199H161V201H162V198H160ZM201 197V196H200ZM211 197H212V200H214L213 202L211 201ZM264 197V196H263ZM48 198L49 199H51L49 196H48ZM56 197H52V199H55ZM64 198H65V196H64ZM74 198V197H73ZM73 198H72V200H73ZM102 198H104L105 199V201H107V202H105L104 201V199H102ZM172 198V197H171ZM202 198H204L203 196H202ZM245 198V197H244ZM243 198V199H244ZM257 198V197H256ZM33 199V198H32ZM37 199H39V198H37ZM43 199V198H42ZM47 199V198H46ZM49 199H48V201H49ZM77 199H78V197H77ZM102 199V200H101ZM131 199V198H130ZM197 199V198H196ZM205 199V198H204ZM203 199V201H205ZM221 199V198H220ZM219 199V200H220ZM236 199H238V202H237V200ZM252 199H254L255 200V198L254 197H252ZM264 199V198H263ZM40 200V202H42V206H43V201L44 200H42L41 201V199H39ZM65 200H69V198H65ZM92 200H93V198H92ZM93 200V201H94ZM109 200V201H108ZM122 200H123V202H122ZM190 200V201H189ZM218 200V202L217 203H219L220 201ZM57 201V200H56ZM55 201V202H56ZM129 201V200H128ZM155 201H157V199L155 200ZM160 201V202H161ZM223 201V200H222ZM232 201H233V199H232ZM245 201H246V199H245ZM249 201V200H248ZM258 201V202H257ZM261 201V200H260ZM264 201V200H263ZM263 201H261V202H263ZM23 202V201H22ZM50 202H52V201H50ZM49 202V204H51ZM70 201H67V203H69ZM146 202V201H145ZM159 202V200L156 202V204ZM159 202V203H160ZM255 203L254 204H256L255 206H259V205H257V203H259V200L258 199H256L255 201H254ZM257 202V203H256ZM25 203V202H24ZM60 204H62L63 203V200L61 199V202H59ZM65 203V202H64ZM90 203V202H89ZM115 203V204H114ZM130 203V202H129ZM136 203V204H135ZM144 203V202H143ZM159 203H158V206H162V208H163V203H161L160 205H159ZM252 203H253V201H252ZM21 204H23V203H21ZM38 204V203H37ZM41 204V203H40ZM45 204L46 205H48L46 202H45ZM58 204V203H57ZM59 204V205H60ZM76 204V203H75ZM90 204H92V203H90ZM112 204H114L115 205V207L114 206H112ZM116 204L118 205L117 207H116ZM166 203H164V205H165ZM177 204V205H176ZM195 203H193V205H194ZM212 204H213V206H216L215 208L217 209L216 211H214V214H213V212H211V210L213 211V209H211V207H212ZM221 204H222V202H221ZM242 204H245V202H243ZM242 204H240V205H242ZM248 204L250 205L251 203H249V202H247V205L246 206H248ZM23 205H25V204H23ZM34 205V204H33ZM58 205V206H59ZM66 205V204H65ZM64 205V206H65ZM67 205H69V204H67ZM122 205H120V206H122ZM41 206V205H40ZM40 206H38L37 208H38V211L40 210V212L41 211H43L44 210V208L41 210L39 207ZM51 206V205H50ZM76 206V205H75ZM147 206V205H146ZM156 206V205H155ZM158 206H156L157 208H155V209H159L158 208ZM245 206V205H244ZM251 206V205H250ZM254 206V207H255ZM262 206H264L263 204H262ZM44 207V206H43ZM60 207H62V206H60ZM170 207H172V208H170ZM189 207H190V205H189ZM209 207V206H208ZM225 206L223 205V207H222V209L224 208ZM252 207V206H251ZM253 207V208H254ZM24 208V207H23ZM25 208H26V205H25ZM108 208H110L109 209V211L107 210ZM192 208V207H191ZM48 209H50L51 210V207L50 208H48ZM47 209V210H48ZM59 209V208H58ZM62 209V208H61ZM64 209H66L67 210V208H64ZM62 210V211H65V210ZM69 209V208H68ZM77 209H78V207H77ZM82 209V208H81ZM86 209V208H85ZM207 209V210H206ZM237 209V208H236ZM242 209L245 211V209L244 208H241L240 210L242 211ZM247 209H249L250 210V208H247ZM246 209V210H247ZM263 208H261V211H262V213H263V210H262ZM14 209H12V211H13ZM17 210V209H16ZM33 211L35 210V209H32ZM97 210V211H96ZM108 212H107V211ZM150 210V209H149ZM215 210V209H214ZM219 210V211H218ZM240 210H238L237 209V211L239 212ZM251 210H253L252 208H251ZM259 210V209H258ZM11 211V210H10ZM20 211V210H19ZM18 211V212H19ZM24 211V210H23ZM22 211V212H23ZM69 211H71V210H69ZM69 211H68V213H69ZM78 211H80V209H78ZM221 211V212H220ZM241 211H240V213H238V212H235V217H236V219H238L241 223H239V221H238V223L241 225V224H243L244 226L247 224V223H245V219L244 218H254L255 216H256V218H257V215H258V213H256L255 215H254V213L253 214H251L250 212V214L249 213H245L244 215H246L245 217L243 216H241V215H243V213L244 212H242V214H241ZM255 211H256V209H255ZM6 212V211H5ZM25 212H27V211H25ZM24 212V213H25ZM29 212L30 213H32L30 210H29ZM59 212V211H58ZM61 212V211H60ZM82 212V211H81ZM80 212V213H81ZM197 212V213H196ZM199 212H200V214H199ZM216 212H219L218 214L216 213ZM7 213H8V211H7ZM6 213V214H7ZM10 213V212H9ZM13 213V212H12ZM20 213V212H19ZM34 213H36L35 211H34ZM44 213L46 214V212L44 211ZM54 213V211H53V209L51 210V214H53ZM165 213V214H164ZM199 214V215H195V214ZM261 213V212H260ZM261 213V214H262ZM14 215H16L15 213H13ZM18 214V213H17ZM33 214V213H32ZM41 214V217H44L45 215H43L42 216V213H40ZM215 214H217V215H215ZM9 215H12V214H9ZM20 215L22 216V218L24 217V214L22 215L21 213H20ZM36 215V214H35ZM46 215H49V214H46ZM54 215H56V212L54 213ZM57 215H58V213H57ZM56 215V216H57ZM60 215H58L57 216V218L59 217L60 218V220H59V218L58 219H56V217H54L53 219H54V222H52V224L53 223H55L56 224V222H55V220H57V224L56 225H59L60 223H58L59 221H62L61 223H63V225L61 226V225H59V227L61 226V228L63 229V232L61 233V235L64 233V227L66 226L65 224H66V222H65V220H63L62 219V217L60 216ZM263 215V217H261V218H264V214H262ZM13 216V215H12ZM11 216V217H12ZM21 216H19L20 218H21ZM103 216H105V217H103ZM154 216V217H153ZM18 217V218H19ZM25 217H27L26 215H25ZM36 217V216H35ZM40 217V218H41ZM72 217V218H71ZM88 217V216H87ZM153 217V218H152ZM240 217H242V218H240ZM4 218H5V216H4ZM17 218V217H16ZM14 216L12 217V219H15V220H18V219H16ZM29 218V217H28ZM64 218V217H63ZM39 219V218H38ZM53 219H51V221L53 220ZM62 219V220H61ZM65 219V218H64ZM73 219V220H72ZM235 219V220H236ZM241 219L244 221V223H242V221H241ZM22 220V219H21ZM36 220V219H35ZM34 220V221H35ZM48 220V219H47ZM59 220V221H58ZM84 220V221H83ZM99 220H100V222H99ZM195 220H198V222H196ZM249 220V219H248ZM254 220H256V219H254ZM258 220V219H257ZM262 220H264V219H262ZM9 221V220H8ZM45 220H43L42 222H44ZM13 222V221H12ZM11 222V223H12ZM32 222V225L34 226V224L36 223H34L33 224V221H31ZM41 222V223H42ZM49 222V221H48ZM65 222V223H64ZM71 222V223H72ZM217 222V223H216ZM236 222V221H235ZM249 222V221H248ZM251 222L252 223H255V222H253V220H251ZM13 223H15V222H13ZM18 223V222H17ZM23 223V222H22ZM21 223V224H22ZM27 223V222H26ZM38 223V222H37ZM36 223V224H37ZM45 223H47V222H45ZM79 223V224H78ZM85 223H87L86 221H85ZM195 225H194V224ZM199 223H202L201 225L203 226V224H204V226L202 227V226H200V225H198ZM214 223H216V228H212L211 227V225H213ZM237 222L236 223H234L235 225L236 224H238ZM252 223H250V224H252ZM19 224V223H18ZM18 224H15V227H18L17 225ZM43 224V223H42ZM54 224V225H55ZM95 224V222L93 223V225ZM209 224H211V225H209ZM257 224V223H256ZM259 224V223H258ZM257 224V225H258ZM261 224V223H260ZM263 224V223H262ZM13 225V224H12ZM38 225V224H37ZM46 225H48V224H43V226L47 229L48 228V226H46ZM49 225H50V222H49ZM53 225V226H54ZM65 225V226H64ZM81 226H82V224H80ZM87 225V224H86ZM86 225H84V228L85 229H83V231L84 230H87L88 229V226H86ZM92 225V224H91ZM226 225V224H225ZM243 225H242V227H243ZM248 225H249V223H248ZM253 225V224H252ZM14 226V225H13ZM23 230H20L21 232H26L27 230V228L28 227H25L24 226V223H23ZM52 225H50V229L52 228L51 227ZM64 226V227H63ZM194 226H198V229H196ZM227 226V225H226ZM226 226H225V228H226ZM230 226V225H229ZM234 225H232V227H233ZM237 226H239V225H237ZM263 226V225H262ZM20 227L21 226H19L18 228L20 229ZM37 227V226H36ZM39 227V226H38ZM38 227H37V232L39 231V229H40V227H39V229H38ZM58 227V228H59ZM70 227H72V228H70ZM86 227H87V229H86ZM93 227V229H94V226H92ZM97 227V226H96ZM214 227V226H213ZM228 227V226H227ZM246 227V226H245ZM250 227H251V225H250ZM255 227H257L258 228V226H256L255 225ZM255 227H253L252 226V228H251V230L254 228L255 229ZM16 229L15 230V232L16 233H18L19 232V229ZM26 228V229H25ZM34 229H35V227H33ZM89 228H90V226H89ZM106 228H107V230H106ZM247 228V227H246ZM249 228V227H248ZM247 228V229H248ZM26 231H25V230ZM28 229H30L31 230V233L32 232H34L33 230L34 229H31V228H28ZM52 229H54V228H52ZM60 229V228H59ZM67 229H69V230H67ZM72 229V230H71ZM91 229V228H90ZM96 229H98V228H96ZM235 229H236V227H235ZM239 229V228H238ZM237 229V230H238ZM242 228H241V226H240V229H239V232L241 233V235H245V234H242L243 232H241L240 230H241ZM7 230V231H6ZM6 230H5V235H6V237L8 236V237H10V235H8V233H6V232H8V231H12V230H8L7 228H6ZM82 230V229H81ZM81 230L79 231V232H81ZM101 230V231H100ZM194 230H196V231H194ZM224 230V229H223ZM232 230V228L230 229V228H227V229H225V231H231ZM233 230H234V227H233ZM245 230V229H244ZM1 231V230H0ZM62 231V230H61ZM71 231H73V232H71ZM74 231H75V233H74ZM81 232L82 234L84 233V232ZM247 231H249V230H247ZM255 231V230H254ZM262 231H263V229H262ZM2 232V231H1ZM30 232V231H29ZM28 231L26 232L27 234L29 233ZM89 232V231H88ZM232 232V231H231ZM231 232H229L230 234H232ZM235 232V231H234ZM256 232V231H255ZM254 232V233H255ZM257 232H258V230H257ZM3 233V234H4ZM9 233H13V232H9ZM20 233V232H19ZM19 233H18V235H19ZM25 233V234H26ZM71 233H73V234H76V237H77V240L79 241H77V244H74V241H73V237H72V235L73 234H71ZM77 233L79 234V236L77 235ZM236 233V232H235ZM262 233V232H261ZM3 234H1V236L0 237H2L3 238ZM26 234V235H27ZM30 234V233H29ZM27 235V236H29V237H27L26 235V237L27 238H22L21 237V235L22 236H24V234L23 233H20V237L17 235L16 237H17V239L18 238H21V239H19V241H21L19 244H21V245H24V246H19V248L20 247H25L26 245L28 246V249H27V251L26 252H30V249H31V252L30 253H32V247L35 245V246H38V245H40V242L37 240L35 243H34V245H30L31 246V248H30V246L27 244V242H26V240L25 239H31V237H32V235H33V233L31 234V235ZM39 234V235H38ZM42 234V233H41ZM40 234V232L39 233H37V236H40V238H41V235ZM65 234V233H64ZM97 234V235H96ZM236 234H238V233H236ZM257 234H259V233H257ZM264 234V233H263ZM262 234V235H263ZM12 235H14V234H12ZM96 235V236H95ZM240 235V234H239ZM250 235V237H252L251 236V234H246L245 235V237H248ZM255 236H256V234H254ZM253 235V236H254ZM34 236H36L35 235V233H34ZM37 236H36V238H37ZM5 236H4V239L6 238ZM11 237H15V235L14 236H11ZM15 237V238H16ZM68 237H71L70 239H68ZM240 237V238H239ZM250 237H248V238H250ZM39 238V237H38ZM50 238H51V240H50ZM86 238V239H87ZM231 238V239H232ZM256 238V237H255ZM258 238V237H257ZM7 239V238H6ZM5 239V240H6ZM25 240V242H26V245H25V243H24V241L23 240ZM46 239H45V241H46ZM81 239V238H80ZM84 240H85V238H83ZM252 240H254V238H251ZM39 240H41V239H39ZM68 240H70V241H72V243H73V245H71L70 244V241H69V244L67 243V241ZM82 240V239H81ZM92 240V239H91ZM91 240H88V241H90V243L92 242ZM215 240V241H214ZM252 240H250L249 242H247L249 245L253 242ZM18 240H17V242H19ZM31 241H32V239H31ZM30 240H28V242L30 243L31 242ZM42 241V240H41ZM47 241H46V243H47ZM58 241V240H57ZM62 241H61V243H62ZM86 241V240H85ZM84 241V243H86ZM252 241V242H251ZM34 242V241H33ZM33 242H31L30 244H33ZM39 242V243H38ZM215 242V243H214ZM256 242H258V241H256ZM256 242H253L252 243V247L251 248H253V244L254 243H256ZM24 243V244H23ZM36 243H38V245L36 244ZM45 242H43L42 244H44L43 246H45V245H47ZM226 243V244H227ZM247 243H243V245L244 244H247ZM259 243V242H258ZM91 244H94V243H91ZM208 244H210L209 245V248L211 247L212 248V251L213 252H211V250L210 249H208L209 251H207V252H205V251H202V250H200V248L202 247V246H204V245H208ZM13 245V244H12ZM50 245L48 246V247H50ZM52 245H51V247H50V249L52 248ZM80 245H83V246H80ZM86 245H88L87 243H86ZM214 245L217 247H215V248H213L214 247ZM248 245V246H249ZM256 245H258L257 243L254 245V246H256ZM26 246V247H27ZM42 245H40L39 247H41V248H43V249H45L44 247H43ZM76 246V247H75ZM78 246H80V247H78ZM90 246V245H89ZM239 246H240V248H239ZM247 245H246V247L250 250V246L248 247ZM259 246V245H258ZM26 247L25 248H22L21 249V251H24L23 252V254L25 253V249H26ZM45 247H47V246H45ZM54 247V246H53ZM56 247V246H55ZM16 248V247H15ZM18 248V250H20ZM30 248V249H29ZM34 248H37V250L36 249H34ZM41 248H39L38 249V247H33V251L35 252H38V253H36V254H39V252H41L40 251V249ZM78 248H79V252H78ZM219 248V249H218ZM225 248V249H224ZM243 248H245V247H243ZM257 248V247H256ZM54 249V250H53ZM57 249H59V246H58V248L56 247V249L55 248H52V251H55L56 253H59V250H58V252H57ZM67 249V252H70L71 250H69V248H65V250ZM214 249V250H213ZM217 249V250H216ZM254 249V248H253ZM257 249H259V248H257ZM17 250V248H16V251H17V253H19L18 255H20V256H18L17 255V253L15 252H13V259L15 260V258H16V260L14 261V263L15 262H17L18 260H19V257H21V256H23V254L21 255V253H20V251H18ZM42 250V249H41ZM46 258H47V256L48 255H50V254H48V253H50V251L51 250H49V249H47L46 248ZM84 250H85V252H84ZM216 250V251H215ZM244 250V249H243ZM248 250V253L250 254V256H251V253H250V251H252V253H253V250H250L249 251ZM255 250V249H254ZM49 251V252H48ZM81 251V252H80ZM241 251H242V249H241ZM256 251V250H255ZM6 252V251H5ZM45 252V251H44ZM76 252H75V254H76ZM8 253V252H7ZM53 253V252H52ZM55 253V254H56ZM66 253V252H65ZM65 253H64V255H65ZM239 253V254H238ZM244 253V252H243ZM255 253H257V252H255ZM29 254V253H28ZM28 254H25L24 256H28ZM35 253H34V255H36ZM41 254V253H40ZM48 254V255H47ZM55 254H53L54 256H55ZM62 254H61V256H62ZM242 254V253H241ZM240 254V256H241V260L240 259H238V261L236 260V264H238V262H239V260L241 261V264H245V263H243L244 261H242V260H244V258H243V255H241ZM254 254V253H253ZM32 254H30L29 256H31ZM44 255V254H43ZM43 255L41 254V257H43ZM52 255V254H51ZM68 255H69V253H68ZM14 256H16L15 258H14ZM26 256V257H27ZM38 256V255H37ZM60 256V257H61ZM67 253H66V255H65V258H66V260L68 259H70L69 257L70 256H67ZM254 256V258L256 257V255L254 254L253 255ZM26 257L24 258L23 257V259H21L22 261L24 260V261H29V259L27 260L26 259ZM32 257H34L33 255H32ZM30 258V260L31 259H33L34 260V258ZM39 258H38V261H40V260H42L41 258H40V255L38 256ZM45 257V256H44ZM56 257V256H55ZM57 257H59V254H57ZM59 257V260H56L57 261V263H55L56 261H55V259L52 261L51 259L52 258H50L49 256H48V261L49 260H51V262L53 263V264H59L60 262L59 261H66V260H64L62 257L60 258ZM76 257H74L75 259H76ZM79 257H81V258H79ZM82 257H83V259H82ZM28 258V257H27ZM36 258V257H35ZM72 258V257H71ZM97 258H100V259H97ZM243 258V259H242ZM250 258V257H249ZM253 258V257H252ZM253 258V259H254ZM18 259V260H17ZM26 259V260H25ZM40 259V260H39ZM45 258H43V260H42V262H44L45 264H47V262H45V260H44ZM57 259V258H56ZM61 259V260H60ZM75 259H70L71 261H66L67 263L66 264H68V262H73V260H74V264H75V261H77V259L75 260ZM251 259V258H250ZM253 259H251V261L253 260ZM6 260H7V258H6ZM33 260H31L32 262L31 263H33L34 264V262H33ZM8 261V260H7ZM20 261V260H19ZM17 262L18 264H20L21 262ZM35 261V264H36V261H37V259H35L34 260ZM80 261H82V262H80ZM103 261V262H102ZM30 262V261H29ZM59 262V263H58ZM62 262V263H63ZM13 263V262H12ZM11 263V264H12ZM13 263V264H14ZM16 263V264H17ZM41 263V261L39 262V264ZM49 263H50V261H49ZM48 263V264H49ZM62 263H60V264H62ZM234 263V262H233ZM232 263V264H233ZM37 264H38V262H37ZM43 264V263H42ZM63 264H65V263H63ZM73 264V263H72ZM77 264V263H76ZM87 264V263H86ZM240 264V263H239ZM252 264V263H251ZM263 264H264V262H263Z\"/></svg>",
    "mask_w": 264,
    "mask_h": 264
}]
</instances>
